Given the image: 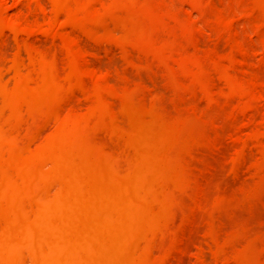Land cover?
<instances>
[{
	"label": "rangeland",
	"instance_id": "374dc122",
	"mask_svg": "<svg viewBox=\"0 0 264 264\" xmlns=\"http://www.w3.org/2000/svg\"><path fill=\"white\" fill-rule=\"evenodd\" d=\"M28 1L30 0H27L26 1L27 4H26L25 0H2V1L0 0V7H1L0 14L2 16L1 18L7 21L4 23L3 19L0 18V23H1V20L3 23V26H1L2 24H0V26L2 27L1 28L2 33L0 32V36H1L0 37V46H1L0 54L1 53L2 54L0 57H2V59H5V60H2L0 58V60L3 61V66L5 63L9 64L3 67V69H6V72L5 70H0V81H1L0 85L2 87V88L0 87V90H1L0 100L3 101L1 102L3 105L1 104L2 106H0V110L2 107V111L0 112V114L4 113L2 117L0 116V119H2V121H0L1 122L0 123L1 124L0 136L2 137L5 136L4 141H8L6 135L7 136L11 135V132L16 130L15 128L18 125H19L18 127H20L18 131L16 130L18 133L16 131L12 133L15 136L12 140L13 144L12 142H9L11 141L9 137H8L9 143L7 144L4 141H3L4 143L2 142V139H4V137L0 139V154L1 155L4 154L6 150L5 156L7 155V157L3 155L5 160L0 159L1 160L0 162L1 172H3V169L5 170V168H7L5 170L7 173L3 172L4 174L0 175V178H1L0 195L2 194L0 198L2 197V199L4 200V202L1 203L2 201L0 199V203L2 204L0 205V212H1L0 213V224H1L0 225V235L2 234L0 236V239L2 240V242L0 243L1 245L0 247H2V249L0 248V251L5 250L8 253V256H7V253H5L4 251H2L4 254L0 253V257L2 256L0 259L4 258L5 256V259H3L2 261L0 260V264H13V263L16 264L17 258L19 259L23 255V253L20 252L22 251V249H20L21 246L19 247L18 246L19 243H17L16 241L17 238L14 240V238L11 237L12 235H10L13 232L11 230L12 229L11 224L13 225L18 224L17 227H21L20 228L21 230L23 227L28 225V222H31L32 224L34 223L32 227H34L35 229L33 228L32 230H37V231H34L36 234V239L38 237L40 238V239L39 238L37 239V243L39 241V243L41 242V244L38 243V244L30 245V249L28 250V253H26L25 258L22 256L24 259V264H29V263L35 264L34 262H36L37 264H45V263L46 264H71V263L77 264L78 262L79 264L81 263L82 264H136L135 262H137V264H146V263L156 264L158 262L161 264H166V263L171 264L174 258L175 260L173 264H175L176 261H177L176 262L177 264L179 261L181 263V260H183L184 257L187 258L188 257L187 254H190V256L187 258L189 261V262L187 261V264L188 263L189 264H209V263L211 264V262L214 261L217 257H219L217 258L218 260L216 259L214 263L212 264H226V263L230 264V262L226 260L232 261L231 264H234V263L235 264L237 263L239 264H264V0H114V1L101 0V2L99 0H93L95 1V3L91 0L94 4V8H92L93 4L90 0H87V2L86 0H80V1L79 0H68V2L71 1L72 4L71 3L69 4L67 1H65V3L63 2L65 6L63 4L62 5L59 4L60 6L57 5L59 6V8L61 6H63L64 8H67L66 11L68 12L63 10V7L60 12L57 9H54L56 6L53 5L52 7V3L54 4L55 2L53 0H52L53 2L50 0L51 3L49 0H44L48 2L49 4L46 2L45 4H43L44 2L43 0L41 1L38 0L39 3L37 0L36 1L31 0L33 2L31 3V5H29L31 1L30 2ZM88 1H90L91 4ZM97 1L98 3H96ZM82 2H85L86 6L88 4L90 5L88 6L90 8L84 6L85 12L81 11L82 8L80 6L83 7ZM41 3L43 4V8H42L43 10L41 9V6H42ZM73 4H77V5L79 4L78 5L79 8L76 7L77 5H73ZM3 5L6 8V10L4 8L3 13H2ZM67 5L68 7L72 5L75 8L74 7L72 8L71 6V9H70V7L69 8L66 7ZM24 6L25 8L26 6L29 7V9L26 10ZM48 7L49 8L51 7V10L48 9ZM34 8H35V11L34 10L31 11ZM73 9L76 10L74 12H78L77 14L79 16L77 14L75 15L74 12L70 16V13L71 11H73ZM93 9L94 10L96 9L97 12L93 11ZM55 10L58 11L57 14L55 13L57 12ZM29 11L32 13L29 14ZM41 11L44 16L42 15ZM63 11L66 14L68 13L69 17L68 15L64 14ZM91 11L93 12V14L90 13ZM44 12H47V13H44ZM51 12L53 14L55 13L54 16L56 17V19L54 23H53L54 18H52L53 14ZM83 12L84 13L87 12V13L84 14ZM61 13H63L64 16ZM28 14L30 16H28ZM31 14L33 15L32 17H31ZM36 14H39V15H36ZM46 14L52 15V16H48L49 20L47 19ZM83 14L84 16L82 17H85L86 19H82L80 17ZM87 14L89 15L86 16ZM34 15L38 17L37 21L40 20L38 21L39 23H41L40 25L38 24L39 26H41L42 23L44 24L43 19L45 18L43 17H46L45 20L46 21L48 20V22L44 20L45 24H49V25L46 26L44 24V26L43 25L42 26H43V29L47 32H45L42 28H38V25L35 24L37 21L34 20L36 18H33ZM74 15L75 17H73ZM40 16L41 18H39ZM94 16H96V18L99 19V22L103 21L104 23V20H105L106 24L105 23L103 24L100 22L99 23L100 25H98V22H96L97 20L94 18ZM11 17L13 18V21L12 19L9 20V18ZM23 17H25L24 19L26 20H24ZM50 17H51V20H50ZM63 17H64V20L62 19ZM71 17H73L74 19ZM77 18H79L80 20H78ZM28 20L29 22L27 23L26 21ZM90 20L93 22L94 27L92 26V23H90L91 22ZM16 21H19V23H17ZM23 21L25 23H22ZM59 21H62V23L59 24ZM69 21L73 24L71 25ZM108 21H111V22H108ZM8 22H10L11 24H8ZM13 22H15L16 25ZM50 22L53 24H51ZM63 22L65 24L67 23L68 25L67 26L63 25ZM113 22L115 23L114 26L118 28V29H115L114 27L113 28L115 29L114 31H112L110 28V25L113 27V24H110ZM12 23L14 24V26ZM82 23L84 25L85 23L86 24L89 23L88 26H90L92 29L90 28L88 29L87 25L84 26ZM7 24L11 26L9 27ZM21 24L24 27H19V26H22ZM4 25L5 27L8 26L9 28L6 27L3 29ZM30 25H32V27L37 26V28L29 27ZM50 25H52V27ZM73 25L75 29L73 28ZM76 25H78V27ZM104 25L108 27V30L105 28ZM26 26H28V28H26ZM97 26H100V27H97ZM76 28H83V29L77 30ZM25 29H27V31H30V33H28ZM31 29H33V31ZM91 30H94V31H91ZM53 31H55V34L53 33ZM14 33H16L17 35H15ZM74 33H76V35ZM50 34H52L53 36ZM73 34L75 35L73 36L75 39L72 38ZM49 35L51 37H49ZM90 48H91L90 52H87ZM84 50L86 52H84ZM15 53L17 54L20 63L21 61L23 62V60L26 57L28 61L30 59L36 60L37 58H40L41 60L40 62L43 64H39L37 60L35 62L34 60H32L35 64L36 62L39 64L38 65L39 67L36 64L37 67L35 66L36 67L35 69H37V71L40 72L39 74L43 73V75L47 76L48 78H46L43 75L41 76L43 79L39 76H36V74L38 75V73L35 72L36 70L32 71L31 69L29 73L28 71L29 67H33L34 69V64L31 61L30 62L33 65L31 63L28 64L26 59L24 61L26 63L23 62L22 64H20L19 61L17 60L18 58H16ZM25 53H29V55L27 54L26 56ZM33 53L37 56V58L35 55H33ZM43 53H47V54L49 53L48 55L52 53H55V54H54V57L50 55V57H52L50 58L48 55L44 56ZM78 53H80L81 56L82 55L84 56V57L83 56L80 57V59L87 58L88 61L85 59L84 61H86L85 63H88L89 66H87V64H85L82 59L80 60L78 58L80 55ZM82 53H86V54L84 55ZM87 53L92 54V57L90 55L86 56ZM55 55H58L59 57L56 56L57 57L56 58ZM93 55L94 56L96 55L98 58L93 57ZM130 55H132V58ZM21 57L23 60L20 59ZM44 57H46V59ZM12 58H16V59H12ZM54 58L55 60H58V61L60 60L61 62L63 60L64 61L62 63L60 61L55 62ZM65 58L67 59L65 60ZM92 58L96 61L97 64ZM42 59L46 63H44ZM107 59L110 61L105 62ZM51 60H54V61L52 62ZM74 61H76V63ZM97 61L98 62L100 61L99 62L100 64ZM101 62H102V65H101ZM10 63H12L13 66ZM105 63L108 65L106 66ZM1 64L0 66H2ZM61 64L63 66L67 64L68 66L66 65L67 66L66 68H69V66L73 68L75 67L74 69L72 68L73 71H71V69L68 71V74L69 73L72 74L71 76L66 75L67 70L65 67L63 68ZM40 65H43L48 68L41 67ZM81 65L87 66L89 68L92 67L91 68L92 70L91 69L87 70V67L85 68L84 66H81ZM97 65L99 67V71L100 69L102 70L100 73L99 72L97 73L98 71ZM20 66H25V67H20ZM59 66H61L60 68L62 71L59 69ZM112 66L116 70V72L115 70H111ZM12 67H14L15 69ZM54 67H57V68H54ZM101 67L103 68L105 67V69L107 70L109 68V72L106 71L107 74L104 75L105 69L103 70ZM19 68H22V69H19ZM13 69L15 70V72L18 71L16 73L21 72L23 75L21 73L20 75L16 74L15 72H13ZM54 69L55 70L57 69V71L55 72ZM140 69L142 71L139 72ZM7 70H10V72L8 73ZM20 70H23L24 72L26 71L25 75L27 76V79H30V83H28L23 71H20ZM42 70H45V71L43 72ZM81 70H83V72ZM126 70H128L129 76H130V73L131 75L134 73L133 74L134 76L132 75L131 77L128 78L127 77L128 73L126 74ZM136 70L138 73L136 72ZM50 71H52L53 73H58L57 75L60 74V76H61V72H63L62 78L61 77L59 78H61V80L63 81L66 79L69 82L70 86L69 84H67L68 83L67 81H64L66 84L63 83L56 76V74L54 75L52 73L53 75H51ZM85 71H87V75L85 74L86 73ZM119 71L120 72L122 71V73L126 74L125 76L124 74H122L123 77L125 78L124 81L122 82H121V79L123 80V78ZM1 72L5 73V76ZM75 72L78 76V79H80L81 77V80H78L77 78L74 79V76L77 77ZM48 73L49 75H47ZM150 73L152 74V76L149 75ZM1 74L3 76H1ZM28 74H32L30 78ZM33 74L35 75V78H34L35 80L32 82L33 80L32 76H34ZM64 74L67 77H69V80L67 77L65 78ZM88 74L89 75L91 74L92 76H88ZM101 74L102 76L106 77V83L104 81L105 79L101 80ZM108 74L109 76H107ZM137 74L139 77H136ZM17 75L19 76V78ZM119 75L121 79L120 77H118ZM52 76H55L60 81L57 82L56 81L57 79L55 77H54L55 80H53ZM22 77H25V78H22ZM36 77H37V81H36ZM107 77H109L110 79L108 78L109 80H107ZM111 78H113L112 81H111ZM139 78L141 79L139 80ZM73 79L76 80L75 83ZM136 79L138 80L139 84L140 83L142 84V86L140 85L139 87L138 86L139 84L137 85L136 82L135 83L131 82V81L134 82V80ZM35 81L40 86L37 83L34 84ZM77 81L80 83L82 81L83 82L79 86L80 83L78 84ZM129 81L131 82V84H129ZM140 81L145 83L144 85H147L148 83L146 82L148 81L150 82V84L154 83V85L156 86L155 87L152 84L154 89L155 90L157 89L158 90V91L156 90L157 92L160 91L159 93H161V96L162 95L163 96L160 97V94H158L150 84L148 85L150 87L143 86V83ZM54 82H57V83L53 84ZM60 82H62L61 84L68 85V87L66 86L65 88L64 85L60 84ZM49 83L52 86V87L50 86V88L48 87ZM71 83L72 84L74 83L76 88ZM3 84H6L5 88H3L4 86ZM7 84H8V87H7ZM30 84L32 86H29ZM76 84L78 85V87ZM23 85H25V87ZM131 85L134 86L133 90H132ZM136 85L139 87V89H142L143 91L145 90L144 92L141 90L143 92L141 96L140 94H138V93H141V91H138V89L136 88ZM21 86L23 88H21ZM18 87H20V89ZM26 87L27 88L30 87L29 89L33 90L32 93L33 94L35 93L39 100H40V97L38 96V93L39 91H42L41 95H44V97L42 96L41 97L45 98L43 99V101L46 104L52 103L51 101L54 102L56 101V99L60 101V99L58 98L60 97L62 98L63 95H65L64 98L62 99L66 103H67L66 100H68L69 102L68 107L66 103L65 105H62L64 101L62 102L60 101V103L56 101L54 103H56L57 105H61V106L59 107L53 103L52 105L56 106L57 111L59 107V110H60V112L58 111L59 113H57V111L54 110V107H52L51 104H50L51 108L49 107L50 106L49 105L46 107V109L44 108L40 109L41 111L38 109L40 111L39 113L41 114L43 113L42 116L38 115V117L40 116L39 117L40 119H42L43 117V120H40L39 118L38 119L40 121H44V117H45V121L42 124L38 121L39 125L41 126H37L38 125L36 124L37 121H34V120H37L36 118L37 115H35L37 114L36 106L34 105V108H32L33 100L28 95L29 92L27 93ZM34 87H37V88L39 87L40 89H37L38 91H36L35 90L36 88ZM73 87L75 88V90L73 89ZM143 87L145 89H143ZM149 88L151 90H148ZM160 88H163V90ZM71 89L73 90L74 94L71 92ZM68 90L70 91L71 94L69 93ZM153 91L155 92L156 95H154ZM5 92L9 98L6 97V94H4ZM32 93L30 95H32V98L38 102V100L34 98ZM3 95H5L8 101L2 97ZM69 95L71 99L70 98L68 99ZM72 95H76L75 96L76 98L73 97ZM138 95L141 97V99L138 97ZM66 97L67 99H65ZM77 97H78V100H77ZM54 98L56 99L54 100ZM18 99L20 100L25 99L26 101H28V103L31 102V105L27 106V103L25 102V100L18 101ZM5 100L8 103L4 104ZM16 100L19 103H17ZM141 100L143 102H140ZM9 101L12 104H10ZM35 101H33V104L36 103ZM71 101H74V102H71ZM13 102L15 104H18V107H20L21 105L24 106V104L26 103L24 107L21 106L22 109L27 106V108L30 107V109H32L33 112L35 110V113L32 112L33 117L30 115L28 118L31 120V123L33 122L34 124H36L37 129L34 128L35 127L33 126L34 124L33 125L31 124L32 127L29 124L30 125L29 127H31L30 129L33 131L29 133V129H28L29 127L27 124L30 122L29 119H28V122L26 121V119L23 120L24 123L27 122L26 123L27 128L23 129L25 125L24 123H22L23 121L21 122L22 120L21 117H23L24 115V117L26 118L27 116L26 112H28L29 114L31 113L30 112L31 110L28 111L26 109V112H25V109L23 111L21 108H17V106L13 104ZM22 102H25V103L22 104ZM40 103H41V100H40ZM74 103H76L77 106ZM7 104L10 107L9 109V107L7 106L9 109V112L7 108H4ZM117 104L119 105V107H117L118 106ZM157 104L159 105V108L157 107L158 106ZM42 105L43 107L45 106L44 104H41V106ZM41 106L39 104L38 108H41ZM62 107L63 109L65 108L66 110L64 109L63 111ZM47 108L52 110V111L49 110L51 113L48 111ZM5 109L7 111H5ZM68 109H69V112L67 111ZM70 109L72 110V112L73 111L74 112L71 113ZM43 110L47 111L46 115H44L45 112ZM53 110L55 111V113ZM75 111L78 113H76ZM5 112H7V117H4L6 116ZM75 113L77 115H74ZM21 114L23 115L21 116ZM69 114L72 115L73 117L72 116L70 117ZM64 115L66 116L64 117ZM18 116L21 118V120H19ZM5 118L6 119L8 118L10 120L13 118L16 120L12 119L11 122L13 123L10 124L11 122H7L9 120L6 121ZM62 118H64L65 123L68 120V118H70L72 127L69 126L70 122L68 123L69 125L66 123L67 124L66 126ZM3 119H4V122H3ZM57 119H58V122H60V124L56 123ZM18 120L20 121V123ZM60 120H62L63 123ZM16 121H18V123ZM21 124H23L24 126ZM62 126H66V128H70L71 131L70 130L68 131L66 129L67 133H65L64 131L62 133L60 131V128L63 129ZM8 128L12 129V130L10 129L11 132L7 131ZM21 129L25 131H22ZM20 130H21V133L23 134H20ZM38 130H39V133H37ZM2 131L5 132L6 135H1V133L4 134ZM14 133H16V135L19 134V136L16 138V135ZM26 133L27 135L30 134V137L28 135V140L26 139L27 137ZM37 134H39V137H40L39 139H37L38 138ZM63 134L64 135L70 134L68 135L70 139L67 138L66 136L64 138L65 141L68 139L66 142L67 144H64L65 141L61 139L63 138ZM21 135H25V136L22 137ZM41 136L42 137L45 136L42 139L45 138L44 142L46 144L43 142V140H41ZM48 136H50V138ZM12 137L10 136L11 139ZM31 138L32 140H30ZM24 139H26V141H24ZM47 139H48V142L46 141ZM21 140L23 141V143L26 142L24 143L25 148H21L23 146V143ZM61 140L63 141L61 142ZM30 141H33V143ZM14 142L16 144H14ZM28 143L29 145L27 147ZM10 144L12 145V147L10 146ZM19 144H20V148H16V145H18L19 147ZM33 144H35L36 147L39 144L40 146L38 147L40 150H38V147L37 149L34 146L32 147ZM1 145L5 147H1ZM102 145H104V147ZM41 146H43V148ZM98 146L100 147L98 148ZM30 147L32 148V150H35L36 152L33 153L32 150L29 149ZM10 149H12L14 152L13 151L10 152ZM16 150L17 152L19 151V153H17ZM113 150L114 152H116V155L112 152ZM118 150H120L119 153H118ZM126 150H128L129 152L128 155H130V157L128 158L126 156V153H127ZM93 151H95L96 154H93ZM105 151H107V153ZM26 152L28 153V155L26 154ZM12 153H14V155ZM117 154L119 155L121 154V156H118ZM1 155L0 157L3 158V156ZM15 155H19V156H15ZM104 155L107 157H105ZM20 156H23L24 158ZM79 156L81 159H79ZM86 156H88L89 158ZM18 157L20 159H18ZM83 158H86V160L91 159L88 161L92 163L87 164L89 162L83 160ZM77 159H79L78 160L79 162L77 161ZM106 159L109 163L106 162ZM127 159H129V161L131 160L130 166L133 165L135 161L137 162V163L135 162L134 164L135 168H132L133 166L131 167L132 169H134L135 173L134 171L130 172V170H128L127 167L129 166V162L126 161ZM3 160H4V166L2 165ZM25 160H27V163ZM31 160L34 162H31ZM84 161L87 163H85ZM123 161H126L124 162L125 165ZM11 163L12 165H10ZM107 164L109 165L108 167H110V165H114V166L112 168L111 167L106 168ZM23 165H25V167L24 169H21ZM31 165L33 166L31 167ZM101 165H103V167L106 165L104 167V169L106 170H104L103 168L101 169L102 167ZM118 165L119 166L121 165V167H119ZM126 168H127V171H126ZM8 169L10 170L8 171ZM123 169H125L124 172H123ZM137 169L138 170L140 169V170L138 171ZM23 172L26 174H24ZM28 172H29V175H28ZM129 172L131 174L133 173L134 176L135 174L137 176L139 172L140 176L139 178L135 176L134 181H133L132 180L133 178L131 177V174ZM8 175L9 177L7 178L6 176ZM114 175L117 176L116 178H118L119 181L117 179H114L113 182L111 181L113 177L115 178ZM4 179H6L5 183H7L8 181L9 184L8 183L4 184L5 187H2L4 183L3 182ZM23 179L24 181H22ZM27 179L29 180L28 181L29 189L31 190V192H34V196H32L34 197L33 198L34 201L32 200L33 203H27L29 199L30 191L26 192L24 191V188H22L24 186H20V184L25 185V181ZM139 179L141 180V182H144V184L139 182L140 184L143 185V187L138 192L136 187L141 188L142 185L137 184V183L135 184L134 182H136L137 180L139 181ZM154 179L158 180V183H160V181H162L163 184L167 183L165 186L166 188L163 187L164 191L166 189L165 191L166 193L163 192V190H161L162 188L160 185H162V182L161 184H158L159 189L161 188L160 190L162 193L159 192L160 190L157 188L158 186L156 187L153 185V183L155 182ZM37 180H39V183ZM167 180L169 181L175 180L176 183L177 182H180V183L178 186L176 184H173L172 181L170 184H168V182H165ZM74 181L76 182L78 181V182L75 183ZM147 181H149L150 183H145ZM37 183L40 185L38 186ZM44 183L46 184L44 185L45 188L42 186ZM132 183H134L135 187ZM155 183H157V181ZM181 183L183 184V186ZM113 184H116V185H113ZM128 184L132 186V190L129 189L131 187L128 186ZM149 184H150V188L145 187V189L147 190L146 191L144 189V186H148ZM207 184H208V187L206 186V188H204L205 186L203 185H207ZM220 184L222 185V187L219 186ZM170 185L178 189H175L173 187L170 188ZM180 185H181V188L179 189ZM212 185L214 186L215 190H213ZM152 186H154V188L156 189V192L153 190L154 188H152ZM184 186L187 188H185ZM192 186H194L192 190H194L195 186L196 187L199 186L202 189L201 191L200 189L195 188V192H199V194L196 195L198 196V200H201L204 198V200L206 199L207 202H211L215 204L216 202V201L214 202L215 199H217L218 197L221 198L225 196L223 200L219 198L221 202L219 199L217 200L219 201V203L216 202V206H217L216 208H220V210L216 209V211H214L212 208L215 205L211 204L212 208H209L210 211L212 209V211L210 212L211 214H209L208 209L207 211L205 209L204 210L202 209V211H206V212H203V213L200 212L201 208H204V207L208 208V206H205L206 204H202V201H200V204H198L199 201L195 198L194 195L192 196V194L195 193L194 191H191ZM217 186L218 188H215ZM224 186L226 187V189H224ZM7 187L9 191L7 190ZM127 187H128V191H127ZM207 188L208 189L212 188L211 189L212 192L208 190ZM2 189L4 190L6 189V191L8 192V195L6 194L3 195V193H6V191L3 192ZM133 189L135 191H133ZM149 189L150 190L152 189L153 191L151 190L152 191L151 192L149 191ZM169 189L171 191L176 190L175 191L176 193L174 191H173L174 193L172 192L173 194L176 195V196L174 195L175 202L173 201L174 199L173 194L169 192L170 191ZM230 189L232 193H230L231 192ZM42 190H44L46 193L44 191L42 192ZM144 190L146 191V193H148V191L151 193L150 194L145 193L144 194L145 197H144L143 194L141 193ZM189 190L191 192L188 193L187 191ZM225 190L229 191L228 193L231 194V195L229 194L231 198L230 200ZM23 191L24 193L26 192V195H24ZM39 191L41 192V194ZM181 191L182 192L185 191L186 193L183 192L184 194H182ZM218 191L221 192V194L218 193ZM135 192L137 194L140 193L139 194L140 197L143 196L146 200L144 201L138 198L139 195H137ZM157 192L159 193V198L157 197ZM202 192L203 193L205 192V193L203 194ZM215 192L218 195L215 194ZM18 193H19V196H18ZM167 193L169 195H172V198L170 196H166ZM20 194L24 196L21 197ZM160 194L161 195L163 194L164 200L160 199ZM179 194L181 195L179 196L181 199L183 197L186 198V196L188 198L186 199L184 198L183 201H181L182 203H180L179 200L181 199L179 200L176 199V198H179L178 197ZM188 194L189 195L191 194L190 199H189ZM15 195L18 197H15ZM133 195H135L138 198L139 200L138 202H137V198ZM149 195H152V196L149 197ZM210 195H211V198L208 197ZM214 195L215 197L216 196L217 197L213 198ZM6 196L8 199L7 201L9 202V206L7 205L8 210L6 208V203H5L7 202L5 201ZM121 196L125 198L124 199L121 198L122 200L119 199V197ZM128 196L129 198L130 197L134 198L136 200V203L134 199L133 201L135 204L133 203V201L131 202L130 200L132 199L131 198L128 199ZM168 197H170L172 201L170 199V201L165 202L169 199ZM212 198L214 200H212ZM14 199H16V201H14ZM39 199L41 201H39ZM48 199H49V202L51 201L50 203L48 202ZM68 199H70V201ZM60 200L61 202L65 200L67 203L70 202L68 203V206L70 205L69 209L66 206V202H65L64 204L66 207V208L64 207L65 211L64 210L61 211L60 209L62 207L60 208V206L62 204ZM87 200H89L88 201L90 202L89 204L88 202H86ZM125 200L126 201L129 200V204H131L129 208H128L129 204H122L124 203ZM159 200L162 201V204L160 203ZM188 200H189L190 205L188 204ZM191 200L193 201V203ZM195 200H197L198 202L197 203L198 210L200 209V211H198L197 209L195 210L194 206L197 207ZM17 201H18V206L16 205ZM142 201L145 202V205L148 204V206L146 205L145 207ZM157 201H159L158 204H157ZM20 202L21 203L25 202V203L21 204ZM155 202H156V206L162 207V213L160 212L161 211L160 208L158 209V211L160 212V213L158 212L159 215L155 213L157 212V210L155 211L153 209L156 207L155 205H153L155 204ZM163 202H165L166 204H164ZM19 203L21 204V206ZM93 203H95L94 208L92 206ZM176 203H177V206L179 205L177 209H176L177 206H175ZM10 204L12 206L14 205L13 208L16 207V209L13 210V208L11 207L12 210H10V206H11ZM45 204L48 207H46ZM159 204L161 206H159ZM186 204L188 205L186 206ZM90 205L91 207H89ZM164 205L169 206V208L165 207V209L168 211H166L163 208ZM172 205L173 207H171ZM181 205L183 207H181ZM207 205H209L210 207V203H207ZM87 206H88V209H87ZM136 206H138L139 209ZM189 206H192V208H189ZM74 208H76L77 211ZM127 208H128L127 210L128 212L126 211ZM140 208L144 209V211L141 210ZM150 208L154 210V216L152 212L147 211ZM25 209L28 211H26ZM34 209L38 214L47 213L48 216L49 215L51 216V217L49 216L48 218V220L50 219L49 221L52 223L51 224L49 222V225L51 226L53 225L51 227L52 228L51 236L49 234L50 233L49 230L45 229V228H49V226L46 225L48 222L43 221L41 216L39 220L38 215L37 213H35ZM91 209L92 211L89 212L88 210H91ZM117 209L120 212L117 211ZM174 209L177 211H175ZM189 209H192L193 213ZM23 210L24 212L25 211L26 212L24 213ZM69 210L70 211L75 210V211L72 213L71 212L68 213ZM140 210L143 212H140ZM184 210L186 211L188 210L187 213ZM47 211H49V213ZM174 211L176 213L178 212L179 214L178 213L177 214L179 216L176 215L175 213H172ZM197 211L200 214H197ZM213 211L214 213H217L218 216L220 213V216L219 217L217 216L219 219L216 217L215 214H213ZM96 212L98 213L99 216L102 215L98 217V219L96 218L97 216L94 217V215H96ZM113 212H115L114 215L111 214ZM164 212H167L166 215L169 214L170 216L169 215L168 216L171 218L169 217H166V219L161 218V216L164 217L163 215H161V214H165ZM8 213H10L9 215L11 216L9 220L7 219ZM22 213L25 215H22ZM74 213H76L78 216L74 215ZM147 213L149 214L146 215ZM195 213L198 215V218L200 219V221L205 220L204 216L207 215V213L209 214L207 215L209 218L212 214H213L212 215L213 218L215 216L214 218V220H216L215 222H218V221L220 222L221 219L223 220H221L222 223H220L219 226H216V223L215 225H213L214 223V221L212 220L213 218L212 219L210 218L213 221L211 223L210 222L211 220L208 221L209 218L207 217L206 220L209 222V224L206 220H205L206 221L205 223L201 224L200 221L193 219L194 217H196ZM13 214L15 215L17 214V216L15 217ZM69 214H71L72 217L74 218L69 217L70 216ZM79 214L80 216H83V217H80ZM190 214L193 216L192 218L191 217L189 218ZM222 214H223V217L221 216ZM20 215L24 216V218ZM108 215L110 216L112 215V218ZM202 215L204 216L202 217ZM2 216H4V219L2 218ZM5 216L7 220L5 219ZM36 216L37 218H35ZM199 216L202 218V220ZM228 216H230V218H228ZM232 216L234 217V219H232ZM61 217L62 219L65 217L66 218L65 221H62V219H60ZM156 217H158L159 219L158 218L156 219ZM33 218L38 219V221L37 220L32 221ZM70 218H72V220ZM75 218H77L78 220H75ZM86 218L88 220H86ZM90 218L92 219L94 218L93 221L90 220ZM146 218H148V220ZM176 218L179 220H176ZM55 219H58V220H55ZM186 219L189 221H184ZM190 219L194 220V222L191 221ZM237 219L239 220V222L237 221ZM11 220H13L14 223ZM84 220H86L87 222H85ZM134 220H136V222ZM168 220L169 221L173 220V222L171 221L170 222L177 225V227L180 226V228L176 229L175 227H173L174 225L170 224ZM233 220L235 222L237 221L238 224L233 223L232 222ZM5 221H7V223L10 224V227ZM127 221H129V223ZM228 221L229 222L231 221V222L229 223ZM88 222L89 224H87ZM112 222H115L116 225L113 224ZM198 222L200 223L201 227L199 226ZM84 223H86L85 226H84ZM163 223L165 224L167 223L166 226L167 225L170 226V227L167 226L166 228H171V229L174 228L176 230L175 233L177 234L175 235L174 229H173V235H172L171 233L172 230L171 229L168 230L164 228L165 225ZM193 223L195 225L193 226V228L197 226L195 230L197 229L201 230L202 228V232H199L198 230L197 232L199 233L198 235H201L204 237L203 238L200 236L202 238L203 243L199 241L201 239L198 235H194L196 232H194L192 236H190L192 233L190 234L188 233L189 234L188 235L186 232L184 234V232L187 230L188 227H189L188 232H191L193 230L191 228L192 226H189V225H192ZM210 223L213 226L214 232L216 231L215 228L217 227L218 231L216 233L213 232V234L214 235L216 234L217 237L212 235L211 234L212 232L207 234L206 225H210ZM227 223L231 225L225 226V225H229ZM5 224H7L8 227ZM77 224L80 227H78ZM184 224L185 225L187 224V225L185 226ZM94 225H96V227ZM105 225H106V228L104 227ZM108 225L109 226L111 225L113 227L115 225V227L114 228L108 227ZM148 225H149V228H151V230L147 227ZM161 225H164V226L161 227ZM72 226H75V227H72ZM144 226L145 228H143ZM212 226L210 230H212ZM116 227L117 229H115ZM218 227L219 228L225 227V229H223L224 231H221V232H224L223 235L221 234V232H219L221 228L218 229ZM63 228H65V230ZM108 228H110V230ZM130 228L132 229L129 230ZM111 229H113L114 231H112ZM143 229H146V231ZM235 229L239 230V232ZM90 230L92 234L87 233V232H90ZM182 230L183 232H181ZM203 230H205L206 233ZM225 230L226 231L230 230V231H228L225 234L226 232ZM76 231H78V233ZM95 231H99L95 233L96 236L93 234V232ZM231 231H233V233L235 232L234 234L235 237ZM113 232H116V233H114L113 235ZM168 232L170 233V235L168 234ZM181 233H183L184 235H182ZM229 233H231V235ZM166 234L169 235V237L172 239L171 243H170V238L166 237ZM186 234L190 238L189 240L192 241V243L190 242L191 247H189L190 243H188L189 242L188 238L187 237L184 238ZM206 234L210 236L212 235L211 237H208V238H211L213 241L215 240L214 241L215 244H213V241H211V239L209 240L207 238L208 241H206V237H205ZM70 235L71 237H73V239L70 237ZM154 235L156 236V238ZM221 235L223 236V239L221 238L222 237ZM226 235H228V237ZM7 236L11 238H8ZM22 236L23 238H25L23 234ZM42 236H43V239H42ZM77 236H79L78 240H77ZM87 236L89 237L87 238ZM92 236H94V238ZM99 236H100V239H98ZM101 236H103L104 239ZM106 236L108 237V239ZM136 236H137V239H136ZM176 236H177V239H180L179 241L175 238ZM5 237L7 239H5L4 241L3 239ZM64 237L66 239H64ZM194 237H196V239ZM215 237L217 238V240L220 238L221 240H218L217 242ZM231 237L232 238L234 237L233 240H231ZM49 238H50V241H48ZM191 238L193 240L195 239L196 241H197V238L199 239L198 240L199 243L197 242L194 244L196 245V247L200 246V248L198 247L196 250H195V247L192 248V246H195V245H192L195 240L193 241ZM226 238L227 239L230 238L229 241ZM183 239H186V240H183ZM70 240H73V241H70ZM93 240L95 241L93 242L94 243L93 245L95 247H93L92 245ZM224 240H227L229 243H231L232 241L234 245H232V243L228 244V242ZM85 241H88V242L84 243ZM160 241L163 242V244L165 242V244L163 245ZM186 241H188L187 242L188 246L187 244L185 245ZM209 241H211L212 245L209 243ZM219 241L224 246L221 245ZM14 242H16V245ZM77 242H78V245H77ZM96 242L97 244H95ZM140 242H142V244ZM56 243H58L57 244L58 246L56 245ZM89 243L91 247L89 245L87 246V244ZM109 243H111L112 245H110ZM155 243H158V244H155ZM217 243L218 245H216ZM8 244L12 246L11 247L7 246ZM159 244H161L160 245L161 248H159ZM226 244L227 246H225ZM64 245L68 247H65ZM135 245H137V247H134ZM166 245L168 246V248L165 247ZM203 245H204V248H202ZM205 245L207 246L206 248H205ZM230 245H232V247ZM38 246H40L41 248L39 249ZM62 246L65 247L64 250H67L65 251L66 253L64 252ZM83 246L85 247V249H87V251L82 249ZM209 246H210V249L207 250ZM212 246L214 247V249L216 248L217 251H212L213 250L211 248ZM100 247H103V248H100ZM174 247L176 249H174ZM181 247L182 248L188 247L189 251H187L188 248L186 250H181L180 249ZM222 247L225 251H223ZM8 248L10 249V251L12 250L11 253L8 250ZM80 248L82 252H78ZM133 248H136V249H133ZM162 248L163 249L166 248V249L163 250ZM225 248L228 251H232V250L234 251V252L232 251L233 253H231L232 257L229 256L230 252L227 251L228 252L227 254L224 253L226 252ZM236 248H239V250H237ZM33 249H35L36 252ZM190 249H191V252H190ZM199 249H201L202 251L201 254L199 253L200 251H198ZM14 250L17 251V253ZM39 250H41V252ZM161 250H163V252ZM177 250L178 252H181L182 254L181 253L176 254ZM56 251L60 252L58 253L60 254L59 256L57 253H55ZM69 251H71L73 254L68 253ZM85 251L87 252V254L85 253ZM192 251L193 252L197 251V253H199L200 255H198L197 253L194 254L195 252L193 253ZM209 251L214 253V255H211ZM238 251H240V253ZM50 252L53 254H50ZM91 252L94 254H92ZM161 252L163 254H161ZM36 253L40 257L38 255H34ZM234 253L237 256L236 255L234 256ZM89 254H90V257H89ZM143 254H145V256ZM165 254H168V255H165ZM224 254H226L225 257H223ZM124 255L125 257H123ZM164 255L166 257L170 255L172 258V261H171V258L169 257L167 260L164 259L163 258ZM174 255H177V257L176 256L174 257ZM195 255L197 256L196 258L194 257ZM29 256L33 257L36 261H33V258L31 259V257ZM36 256L39 258V260L36 259ZM53 256L55 258H53ZM65 256L69 260H67ZM226 256H229V257H226ZM193 257L196 259V261H194L195 259ZM27 258L29 260H27ZM94 258H96L97 261ZM8 259L13 260V263L11 260H10L11 261L10 263ZM59 259H61V261ZM74 259H79V260H76L75 262ZM125 259L129 260L128 261L129 263ZM133 259H136V260H133ZM139 259L142 261V263H140ZM157 259H160V261H158ZM197 259L200 261H197ZM50 260L54 262H51ZM221 260H224V263H222L223 261ZM27 261H30V262L27 263ZM99 261L100 263H98ZM153 261L154 263H151ZM183 263L184 264L186 263V259H184V261H182L181 264Z\"/></svg>",
	"mask_w": 264,
	"mask_h": 264
},
{
	"label": "bare ground",
	"instance_id": "6f19581e",
	"mask_svg": "<svg viewBox=\"0 0 264 264\" xmlns=\"http://www.w3.org/2000/svg\"><path fill=\"white\" fill-rule=\"evenodd\" d=\"M1 1H2V0H1ZM26 1H27V0H25V3H26ZM30 1H31V0H30ZM30 1H28V2H30ZM33 1H36V0H33ZM37 1H38V0H37ZM39 1H41V0H39ZM39 1H38V3H39ZM43 1H44V0H43ZM49 1H50V0H49ZM51 1H52V0H51ZM51 1H50V3H51ZM53 1H55V2H54V4L52 3V7H53V5L56 6L54 9H57L59 12L61 11V9H62V7H63V6H61V7L59 8V6L62 5V4L64 5L65 1L68 2V0H63V1L60 0V1H62V2H60V1H58V0H53ZM53 1H52V2H53ZM79 1H80V0H79ZM90 1H91V0H90ZM90 1H88V2L91 4V2H92L93 0H92L91 2H90ZM99 1L101 2V0H99ZM112 1H114V0H112ZM45 2H46V1H44L43 4H45ZM63 2H64V3H63ZM86 2H87V0H86ZM93 2L95 3V1H93ZM93 2H92V4H93ZM107 2H108V1H107ZM110 2H111V1H110ZM25 3H24V4H25ZM31 3H33V2L31 1V2L29 3V5H31ZM46 3H48V2H46ZM56 3H58V4H56ZM68 3L70 4L71 1L68 2ZM82 3H83V4H82L83 7L80 6V7L82 8L81 11H84V6H85V7L90 6L89 4L86 6V5H85V2H82ZM96 3H98V1H97ZM1 4H2V3H1ZM26 4H27V3H26ZM36 4H37V3H36ZM41 4H42V3H41ZM43 4H42V6L39 4V5L41 6V9L43 8ZM48 4H49V3H48ZM59 4H60V5H59ZM71 4H72V3H71ZM79 4H80V3H79ZM79 4H78V5H79ZM109 4H110V3H109ZM57 5H59V6H57ZM73 5H77V4H73ZM78 5L76 6L77 8H79ZM96 5H97V4H96ZM33 6H34V5H33ZM33 6H32V7H33ZM48 6H49V5H48ZM50 6H51V4H50ZM64 6H65V5H64ZM71 6H72V5H71ZM71 6H69L70 9H71ZM34 7H35V6H34ZM66 7H68V5H67ZM69 7H68V8H69ZM73 7H74V6H72V8H73ZM0 8H1V7H0ZM4 8H5V7H4V5H3L2 13H3V9H4ZM24 8H25V6H24ZM74 8H75V7H74ZM81 8H80V9H81ZM88 8H90V7H88ZM88 8H87V9H88ZM92 8H94V4H93ZM25 9L28 10L29 7L26 6ZM36 9H37V7H36ZM41 9H40V10H41ZM48 9L51 10V7H50V8L48 7ZM70 9H69V10H70ZM87 9H86V10H87ZM5 10H6V8H5ZM30 10H31V9H30ZM33 10L35 11V8L32 9L31 11H33ZM42 10H43V9H42ZM57 10H55V11H57ZM63 10L66 11L67 8H64V7H63ZM20 11H21V10H20ZM36 11H37V10H36ZM58 11L55 12V13L57 14ZM74 11H76V10L73 9V11H71L70 16H71V14H72ZM78 11H80V10H78ZM93 11L97 12L96 9H95V10L93 9ZM0 12H1V11H0ZM17 12H18V11H17ZM21 12H22V11H21ZM26 12H27V11H26ZM38 12H39V11H38ZM48 12H49V11H48ZM63 12H64V11H63ZM66 12H68V11H66ZM84 12H85V11H84ZM84 12H83V13H84ZM4 13H5V12H4ZM18 13H19V12H18ZM27 13H28V12H27ZM30 13H32V12L29 11V14H30ZM33 13H34V12H33ZM36 13H37V12H36ZM41 13H42V11H41ZM44 13H47V12H44ZM51 13H52V12H51ZM55 13H54V14H55ZM74 13H75V15H76L78 12H74ZM86 13H87V12H86ZM86 13H84V14H86ZM90 13L93 14L92 11H91ZM5 14H6V13H5ZM5 14H4V16H5ZM16 14H17V13H16ZM29 14H28V16H30ZM48 14H49V13H48ZM48 14H46V15H47V19H48V16H52V15H48ZM52 14H53V13H52ZM54 14H53V16H54ZM61 14L64 16V14H66V13L64 12V14H63V13H61ZM61 14H60V15H61ZM84 14L80 16L82 19H86L85 17H82V16H84ZM94 14H95V13H94ZM8 15H9V14H8ZM17 15H18V14H17ZM25 15H26V13H25ZM36 15H39V14H36ZM42 15H43V13H42ZM58 15H59V14H58ZM66 15H68V13H67ZM75 15H74L73 17H75ZM77 15H78V14H77ZM88 15H89V14H87L86 16H88ZM95 15H96V14H95ZM14 16H15V14H14ZM32 16H33V15L31 14V17H32ZM43 16H44V15H43ZM53 16H52V18H54V19H53V23H54L56 17H55V16L53 17ZM56 16H57V15H56ZM78 16H79V15H78ZM1 17H2V16H1V14H0V18H1ZM8 17H9V16H8ZM68 17H69V15H68ZM73 17H71V18H73ZM91 17H92V15H91ZM6 18H7V17H6ZM24 18H25V17H23V19H24ZM27 18H28V17H27ZM33 18H36V19H34V20L37 21V18H38V17L34 15ZM39 18H41V16H40ZM43 18L46 19V17H43ZM43 18H42V19H43ZM59 18H60V17H59ZM66 18H67V17H66ZM94 18L97 20L96 22H98V25H100V24H99L100 22L103 23V21H100V22H99V19L96 18V16H94ZM1 19H3V18H1ZM11 19H12V21H13V18H12V17L9 18V20H11ZM14 19H15V18H14ZM19 19H20V18H19ZM45 19H43L44 24H45V21H46ZM62 19L64 20V17H63ZM73 19H74V18H73ZM75 19H76V18H75ZM77 19L80 20L79 18H77ZM87 19H88V18H87ZM24 20H26V19H24ZM44 20H45V21H44ZM48 20H49V19H48ZM48 20H47L46 22H48ZM50 20H51V17H50ZM3 21H4V23L7 22L5 19H3ZM32 21H33V20H32ZM38 21H40V20H38ZM38 21L35 23L36 25H38V24L40 25V24H41V23H39ZM65 21H66V19H65ZM67 21H68V20H67ZM81 21H82V20H81ZM90 21H91V20H90ZM90 21H89V22H90ZM93 21H94V20H93ZM16 22L19 23V21H16ZM26 22L28 23L29 20L26 21ZM33 22H34V21H33ZM69 22H70V21H69ZM82 22H83V21H82ZM85 22H86V20H85ZM94 22H95V21H94ZM108 22H111V21H108ZM13 23L15 24V22H13ZM13 23H12V24H13ZM22 23H25V22L23 21ZM27 23H26V24H27ZM30 23H31V21H30ZM30 23H29V24H30ZM50 23H51V22H50ZM53 23H51V24H53ZM61 23H62V21H59V24H61ZM90 23H92V26L94 27L93 22L91 21ZM104 23H105V20H104ZM104 23H103V24H104ZM0 24H2L1 26H3L2 20H1V23H0ZM8 24H11V23L8 22ZM8 24H7V25H8ZM14 24H13V26H14ZM44 24L42 23L43 26H44ZM57 24H58V22H57ZM70 24L72 25L73 23L70 22ZM77 24H78V23H77ZM79 24H81V23H79ZM82 24H83V23H82ZM105 24H106V23H105ZM110 24H113V27L110 25V28H111L112 31H114L115 29H118L117 27L114 26V24H115L114 22H113V23H110ZM15 25H16V24H15ZM21 25H22V24H21ZM27 25H28V24H27ZM39 25H38V28H42V29H43V26L41 25V26H42V27H41V26H39ZM45 25L47 26V25H49V24H45ZM54 25H55V24H54ZM63 25H66V26H67L68 24H67V23L65 24V23L63 22ZM83 25H84V24H83ZM85 25H87L88 29H89V28L92 29L90 26H88L89 23H88V24L85 23ZM85 25H84V26H85ZM90 25H91V24H90ZM1 26H0V32L2 33V29H1L2 27H1ZM8 26H9V25H8ZM8 26H6V27L9 28L11 25H10L9 27H8ZM50 26L52 27V25H50ZM50 26H48V27H50ZM66 26H64V27H66ZM69 26H70V25H69ZM76 26L78 27V25H76ZM95 26H96V25H95ZM104 26H105V28L108 30V27H106V25H104ZM6 27H5V25H4L3 29L6 28ZM17 27H18V26H17ZM19 27H24V26L22 25V26H19ZM29 27H32V25H30ZM33 27H34V28H35V27L37 28V26H33ZM33 27H32V28H33ZM58 27H59V26H58ZM61 27H63V26H61ZM97 27H100V26H97ZM114 27H115V29H113ZM26 28H28V26H26ZM44 28H46V27H44ZM59 28H60V27H59ZM73 28H74V25H73ZM84 28H86V27H84ZM103 28H104V27H103ZM105 28H104V29H105ZM50 29H51V28H50ZM74 29H75V28H74ZM76 29L79 30V29H83V28H76ZM97 29H98V28H97ZM101 29H102V28H101ZM106 29H105V30H106ZM25 30L27 31V29H25ZM31 30L33 31V29H31ZM43 30H44V29H43ZM53 30H55V29H53ZM95 30H96V29H95ZM13 31H15V30H13ZM44 31H45V30H44ZM81 31H82V30H81ZM91 31H94V30H91ZM3 32H4V31H3ZM27 32L30 33V31H27ZM45 32H47V31H45ZM48 32H49V31H48ZM57 32H58V31H57ZM23 33H24V32H23ZM50 33H51V32H50ZM53 33L55 34V31H53ZM58 33H59V32H58ZM72 33H73V32H72ZM14 34L17 35L16 33H14ZM14 34H13V35H14ZM42 34H43V33H42ZM44 34H45V33H44ZM69 34H70V33H69ZM74 34L76 35V33H74ZM74 34L72 35V38H74V37H73V36H75ZM77 34H78V33H77ZM50 35H52V34H50ZM50 35H49V37H51ZM52 36H53V35H52ZM78 36H79V35H78ZM0 37H1V36H0ZM46 37H47V36H46ZM52 38H53V37H52ZM74 39H75V38H74ZM0 47H1V46H0ZM0 49H1V48H0ZM90 50H91V48H90L87 52H90ZM92 51H93V49H92ZM84 52H86V51L84 50ZM16 53H17V52H16ZM16 53H15V54H16ZM94 53H95V52H94ZM1 54H2V53H1ZM1 54H0V56H1ZM25 54H26V56H27V54L29 55V53H25ZM48 54H49V53H48ZM48 54H47V53H43L44 56H47ZM54 54H55V53H52V54H50V55H52V56L54 57ZM57 54H58V53H57ZM78 54H80V53H78ZM82 54L85 55L86 53H82ZM33 55H35V54L33 53ZM43 55H42V57H43ZM50 55H48V56L50 57ZM88 55H90V56L92 57V54H88V53H87L86 56H88ZM19 56H20V55H19ZM21 56H22V54H21ZM26 56H25V57H26ZM30 56H31V55H30ZM35 56H36V55H35ZM40 56H41V55H40ZM56 56L59 57L58 55H55V57H56ZM82 56H83V55H82ZM82 56H81V54H80L78 58L80 59V57H82ZM130 56H131V58H132V55H130ZM28 57H29V56H28ZM57 57H56V58H57ZM83 57H84V56H83ZM93 57L98 58L96 55H95V56L93 55ZM99 57H100V56H99ZM134 57H135V56H134ZM134 57H133V58H134ZM0 58L2 59V57H0ZM16 58H18L17 54H16ZM16 58H12V59H16ZM29 58H30V57H29ZM33 58H35V57H33ZM36 58H37V56H36ZM44 58L46 59V57H44ZM50 58H52V57H50ZM78 58H77V59H78ZM20 59H22V57H21ZM25 59L27 60V63H28V64L31 63V62L34 64V69H33V67H29V69H28L29 73H30V70H31V69H32V71H33V70H36L35 72L38 73V75L36 74V76L41 77V76L43 75V73H42V74H39L40 72L37 71V69H35L39 64H43V63L40 62V61H41L40 58H37V59H36V60L38 61V63H39V64H38V63L36 62L37 66H36V64L34 63L36 60L32 59V60H34V62H33L31 59L28 61L27 57H26ZM25 59H24V60L22 59L23 62L25 61ZM63 59H64V58H63ZM66 59H67V58H65V60H66ZM81 59H82V58H81ZM81 59H80V60H81ZM84 59L87 60V58H83V59H82L83 62L85 63L86 61H84ZM92 59H93V58H92ZM134 59H135V58H134ZM2 60H5V59H2ZM2 60H0V61H1L0 64L2 63V64H1L2 66H0V67H1L0 70H5V72H6V69H3V67H4L5 65L7 66V65H9V64H6V63H5L4 66H3V61H2ZM17 60L19 61V58H18ZM54 60H55V58H54ZM54 60H51V61L53 62ZM93 60H94V59H93ZM10 61H11V60H10ZM15 61H16V60H15ZM30 61H31V62H30ZM42 61H43V59H42ZM56 61H58V60H55V62H56ZM59 61H60V60H59ZM59 61H58V62H59ZM63 61H64V60H63ZM63 61H62V62H63ZM70 61H71V60H70ZM87 61H88V60H87ZM94 61H95V60H94ZM100 61H101V60H100ZM100 61H99V62H100ZM107 61H110V60L107 59L105 62H107ZM4 62H5V61H4ZM13 62H14V61H13ZM23 62L21 61V63H20V61H19L20 64H22ZM43 62L46 63L45 61H43ZM52 62H51V63H52ZM60 62H61V61H60ZM62 62H61V63H62ZM74 62L76 63V61H74ZM89 62H90V61H89ZM97 62H98V61H97ZM99 62H98V63H99ZM17 63H18V62H17ZM24 63H26V62H24ZM32 63H31V64H32ZM95 63H96V61H95ZM10 64L12 65V63H10ZM28 64H27V66H28ZM33 64H32V65H33ZM85 64H87V66H89L88 63H85ZM90 64H91V63H90ZM96 64H97V63H96ZM99 64H100V63H99ZM103 64H104V62H103ZM105 64H106V63H105ZM111 64H112V63H111ZM23 65H25V64H23ZM45 65H46V64H45ZM51 65H52V64H51ZM61 65H62V64H61ZM66 65H67V64H66ZM66 65H65V66L62 65L63 68H64V67L66 68V67L68 66V65H67V66H66ZM74 65H75V64H74ZM91 65H92V64H91ZM101 65H102V62H101ZM101 65H99V66H101ZM107 65H108V64H106V66H107ZM112 65H113V64H112ZM12 66H13V65H12ZM15 66H16V64H15ZM35 66H36V67H35ZM40 66H41V67H45V66H43V65H40ZM46 66H47V65H46ZM71 66H72V65H71ZM75 66H76V65H75ZM81 66H84V65H81ZM87 66H84V67L86 68ZM109 66H110V65H109ZM113 66H114V65H113ZM113 66H112V68H113ZM18 67H19V66H18ZM20 67H25V66H20ZM38 67H39V66H38ZM60 67H61V66H59V69L61 70ZM90 67H91V66H90ZM97 67H98V65H97ZM12 68H14V67H12ZM45 68H48V67H45ZM54 68H57V67H54ZM72 68H73V67H70V66H69V68H66V70H67V71H66V75H67V76H69V75L71 76V75H72V74H70V73L68 74V71H69L70 69H71V71H73V69H74L75 67H74L73 69H72ZM76 68H77V67H76ZM79 68H81V67H79ZM91 68H92V67H91ZM91 68L87 67V70H88V69H91ZM93 68H94V66H93ZM101 68H102L103 70L105 69V67H104V68L101 67ZM112 68H111V70H115L114 68H113V69H112ZM115 68H116V67H115ZM10 69H11V68H10ZM14 69H15V68H14ZM14 69H13V72H15ZM16 69H17V68H16ZM19 69H22V68H19ZM41 69H42V68H41ZM59 69H58V70H59ZM116 69H117V68H116ZM11 70H12V69H11ZM23 70H24V68H23ZM23 70H20V71H23ZM26 70H27V69H26ZM48 70H49V69H48ZM51 70H52V69H51ZM54 70H55V69H54ZM60 70H59V71H60ZM64 70H65V69H64ZM91 70H92V69H91ZM95 70H96V69H95ZM117 70H118V69H117ZM7 71H8V73L10 72V70H7ZM42 71L44 72L45 70H42ZM56 71H57V69L55 70V72H56ZM61 71H62V70H61ZM81 71L83 72V70H81ZM96 71H97V70H96ZM101 71H102L101 69H100V71H99V67H98V71H97V73H98V72L100 73ZM106 71L109 72V68H108V70L105 69V73L103 72L104 75L107 74ZM140 71H142V70L140 69L139 72H140ZM143 71H144V70H143ZM146 71H147V70H146ZM13 72H12V73H13ZM16 72H18V71H16ZM16 72H15V73H16ZM35 72H34V74H35ZM46 72H47V71H46ZM50 72H51V75H53V74L55 75V74H56V76H57L58 78H59V77L62 78V74H63V72H61V76H60V74L57 75L58 73H53L52 71H50ZM85 72H86L85 74L87 75V71H85ZM88 72H89V71H88ZM115 72H116V70H115ZM115 72H114V74H115ZM117 72H118V71H117ZM119 72H120V71H119ZM136 72H137V70H136ZM1 73H2V72H1ZM20 73H21V72L16 73V74H19V75H20ZM23 73H24V75H25V74H26V71H25V72L23 71ZM52 73H53V74H52ZM112 73H113V72H112ZM120 73H121V75L124 74V73H122V71H121ZM120 73H119V74H120ZM127 73H128V75H127L128 78L131 77V76L134 74V73L132 72L133 74L131 75V73H130V76H129V72H128V70H126V74H127ZM137 73H138V72H137ZM142 73H143V72H142ZM145 73H146V72H145ZM2 74H4V76H5V73H2ZM2 74H1V76H3ZM21 74H22V73H21ZM34 74H33V75H34ZM73 74H74V73H73ZM75 74H76V72H75ZM78 74H79V73H78ZM92 74H93V73H92ZM109 74H110V73H109ZM109 74H108L107 76H109ZM114 74H113V75H114ZM126 74H124V76H125ZM139 74H140V73H139ZM22 75H23V74H22ZM22 75H21V76H22ZM31 75H32V74H28L29 78L31 77ZM47 75H49V73H48ZM64 75H65V74H64ZM66 75H65V78L67 77ZM141 75H142V74H141ZM144 75H145V74H144ZM147 75H148V74H147ZM149 75L152 76L151 73H150ZM14 76H15V74H14ZM17 76H18V75H17ZM25 76H26V75H25ZM43 76H45V75H43ZM73 76H74V75H73ZM73 76H72V78H73ZM76 76H77V74H76ZM88 76H92V75H91V74H90V75L88 74ZM115 76H116V75H115ZM133 76H134V75H133ZM135 76H136V75H135ZM151 76H150V77H151ZM32 77H33V80H32V82H33V81L35 80V79H34V78H35V75L32 76ZM45 77L48 78L47 76H45ZM52 77H53V80H55L56 77H55V76H52ZM54 77H55V78H54ZM104 77H105V76H102V74H101V80H102V79H103V80L105 79L104 81H105V83H106V77H105V78H104ZM118 77H120V75H119ZM136 77H139L138 74H137ZM142 77H143V76H142ZM144 77H145V76H144ZM18 78H19V76H18ZM22 78H25V77H22ZM41 78H42V77H41ZM61 78H59V79L61 80ZM67 78H68V80H69V77H67ZM75 78L78 79V76H77V77L74 76V79H75ZM108 78H109V77H107V80L110 79V78H109V79H108ZM113 78H114V77H113ZM113 78H111V81L113 80ZM115 78H117V77H115ZM122 78H123V80H122L121 77H120L121 82L124 81V79H125V78L123 77V75H122ZM134 78H135V77H134ZM26 79H27V76H26ZM42 79H43V78H42ZM51 79H52V78H51ZM56 79H57V78H56ZM59 79H57L56 81L59 82V81H60ZM74 79H73V80H74ZM118 79H119V78H118ZM137 79H138V78H137ZM137 79H136V80H137ZM140 79H141V78H139V80H140ZM144 79H146V78H144ZM2 80H3V78H2ZM4 80H5V79H4ZM18 80H19V79H18ZM22 80H24V79H22ZM39 80H40V79H39ZM39 80H38V82H39ZM44 80H46V79H44ZM70 80H71V79H70ZM78 80H81V77H80V79H78ZM116 80H117V79H116ZM131 80H132V79H131ZM136 80H134V82H133V81H131V82H132V83H135V82H136V84L138 85L139 82H138V80H137V81H136ZM5 81H6V80H5ZM14 81H16V80H14ZM27 81H28V83H30V79H27ZM36 81H37V77H36ZM36 81L34 82V84L37 83ZM50 81H51V80H50ZM61 81H62L63 83H65L64 81H67V80L65 79L64 81H63V80H61ZM71 81H72V80H71ZM118 81H119V80H118ZM125 81H126V80H125ZM144 81H145V80H144ZM20 82H21V81H20ZM32 82H31V83H32ZM57 82H54L53 84H55V83H57ZM62 82H60V84H61ZM67 82H68V81H67ZM72 82H73V81H72ZM75 82H76V80H74V83H75ZM82 82H83V81H82ZM82 82H81V83H82ZM119 82H120V81H119ZM126 82H127V81H126ZM131 82L129 81V84H131ZM137 82H138V83H137ZM140 82H142V81H140ZM6 83H7V82H6ZM41 83H42V82H41ZM46 83H47V82H46ZM50 83H51V82H50ZM50 83H49V85L46 84V85H48L49 88H50V86H51ZM74 83H73V84L71 83V84H72L73 86H75ZM77 83L79 84L80 82L77 81ZM81 83L79 84V86L81 85ZM127 83H128V82H127ZM142 83H143V82H142ZM146 83H148V84H147V85H144L145 83H143V86H148V85L150 84L149 81L146 82ZM0 84H1V81H0ZM26 84H27V83H26ZM37 84H38V83H37ZM43 84H44V83H43ZM65 84H66V83H65ZM65 84H61V85H64L65 88H66V86L68 87V85H65ZM67 84H69V82H68ZM83 84H84V83H83ZM103 84H104V83H103ZM152 84H153V86H155L154 83H151L150 85L152 86ZM3 85H4L3 88H5V85H6V84H3ZM27 85H28V84H27ZM38 85H39V84H38ZM76 85H77V84H76ZM137 85H136V88L138 89V91H141L142 89H139V87H140V85L142 86V84L140 83V84L138 85L139 87H138ZM12 86H13V85H12ZM15 86H16V85H15ZM23 86L25 87V85H23ZM29 86H32V85L30 84ZM39 86H40V85H39ZM43 86H44V85H43ZM59 86H60V85H59ZM69 86H70V84H69ZM110 86H111V85H110ZM153 86H152V87H153ZM0 87H1V85H0ZM7 87H8V84H7ZM16 87H17V86H16ZM51 87H52V86H51ZM61 87H62V86H61ZM77 87H78V85H77ZM113 87H114V86H113ZM119 87H121V86H119ZM119 87H118V88H119ZM131 87H132V90H133V87H134V86L131 85ZM131 87H130V88H131ZM148 87H150V86H148ZM148 87H147V88H148ZM155 87H156V86H155ZM1 88H2V87H1ZM18 88L20 89V87H18ZM21 88H23V87L21 86ZM26 88H27V87H26ZM29 88H30V87H28V88H27L28 90L26 89V91H27V93L29 92L28 95L31 97V99H32L33 101H35V100L32 98V95H30V94L33 92V90H31V89H29ZM34 88H36V89H35L36 91H38L37 89H40L39 87H38V88H37V87H34ZM63 88H64V87H63ZM65 88H64V89H65ZM75 88H76V86H75ZM75 88L73 87L74 90H75ZM136 88H135V89H136ZM13 89H14V88H13ZM69 89H70V88H69ZM143 89H145V88L143 87ZM153 89H154V87H153ZM160 89L163 90V88H160ZM160 89H159V90H160ZM6 90H7V88H6ZM8 90H9V88H8ZM44 90H45V88H44ZM146 90H147V89H146ZM148 90H151V89L149 88ZM154 90H155V89H154ZM156 90H157V89H156ZM156 90H155V91H156ZM0 91H1V90H0ZM3 91H4V89H3ZM66 91H67V89H66ZM66 91H65V92H66ZM68 91H69V90H68ZM142 91H143V90H142ZM142 91H141V93H138V94H140V96L142 95V93H143L145 90H144L143 92H142ZM157 91H158V90H157ZM157 91H156V92H157ZM41 92H42V91H39V93L36 92V93H38V96L40 97L41 103H40V100L38 99L37 95H36L35 93H34V94L32 93L33 96H34V98H35L36 100H38V102H39V103H38L37 101H35L36 103L33 104V101H32V106H33L32 108H34V105L36 106V113H37V114H35V115H37V116H36L37 120H34V119H33V120H34V121H37V123L35 122L36 124H38L37 126H41V125H39L38 121H39L41 124L44 123V121H45V117H44V121H40V120H43V117H42V119L39 118L40 116L38 117V115H41V116L43 115V113H42V114L39 113V112L41 111L40 109H43V108L46 109V107L49 106L50 104L52 105V103L55 104V105H57V104L54 103V102L58 101L56 98H54V100L56 99V101H54V102L51 101L52 103H47V104H48V105H47V104L43 101V99H45V98H42V97H44V95H41ZM71 92L73 93V90H72V89H71ZM153 92H154V91H153ZM159 92H160V91H159ZM159 92H157V93L160 94V97H162L163 95L161 96V93H159ZM66 93H67V92H66ZM69 93H70V91H69ZM76 93H77V92H76ZM4 94H6V92H5ZM70 94H71V93H70ZM73 94H74V93H73ZM77 94H78V93H77ZM1 95H2V94H1ZM143 95H145V94H143ZM154 95H156L155 92H154ZM41 96H42V97H41ZM64 96H65V95H63L62 98H64ZM72 96L75 97L76 95H72ZM140 96L138 95V97L141 99ZM2 97L5 98V99H6V97L9 98L7 94H6V97H5V95H3ZM2 97H1V98H2ZM30 97H29V99H30ZM62 98L60 97V98H58V99H60V101L62 102V101H64ZM69 98H70V95L68 96V99H69ZM75 98H76V97H75ZM65 99H67V97H66ZM70 99H71V98H70ZM6 100H7V99H6ZM6 100H5V101H6ZM10 100H11V99H10ZM19 100H20V99H18V101H19ZM21 100H23V99H21ZM21 100H20V101H21ZM24 100H25V99H24ZM24 100H23V101H24ZM75 100H76V99H75ZM77 100H78V97H77ZM77 100H76V101H77ZM5 101H4V104L8 103V102H7L8 100H7L6 102H5ZM30 101H31V100H30ZM60 101H58V102L60 103ZM66 101H67V103L64 101V103H63L62 105H65V103H66V105H67V107H68L69 102H68V100H66ZM1 102H3V101L0 100V106L3 105ZM14 102H15V101H14ZM14 102H13V104H15V103L17 102V100H16L15 103H14ZM25 102L27 103V106L31 105V102L28 103V101H26V100H25ZM25 102H22V104L25 103ZM58 102H57V103H58ZM71 102H74V101H71ZM71 102H70V103H71ZM140 102H143V101L141 100ZM9 103H10V101H9ZM17 103H19V102H17ZM26 103H25V104H26ZM76 103H77V102H76ZM76 103H74V104L77 106ZM1 104H2V105H1ZM10 104H12V103H10ZM25 104H24V106H25ZM37 104H38V106H37ZM39 104H40V106H41V104H44V105L46 104V105H45L44 107H43V105H42L41 108H38V107H39ZM72 104H73V103H72ZM78 104H79V102H78ZM15 105L17 106V108H21V106H23V105H21L20 107H18V104H15ZM51 105L49 106L50 108H51ZM55 105H54V106L52 105V107H54V110L57 111V108H56ZM117 105H118V104H117ZM157 105H158V104H157ZM7 106H8V104H7L4 108H7V109H8L9 106H8V107H7ZM24 106H23V107H24ZM27 106H26L25 108H23V109L21 108V109H22L23 111H24V109H25V112H26V109H27L28 111L31 110V111H30L31 113L28 114V112H26V114H27V116H26V114H25L26 118L24 117L23 114H21V116L23 115V117H21L22 120H21V118L18 116V118H19V120H21V122H22L24 119H26V121L28 122V119H29L28 117H29L30 115L33 117V115H32V112H33L32 109H30V107L27 108ZM57 106L60 107L61 105H57ZM76 106H75V107H76ZM59 107H58V111L60 112ZM69 107H70V106H69ZM78 107H79V106H78ZM117 107H119V105H118ZM157 107L159 108V105H158ZM76 108H77V107H76ZM121 108H122V107H121ZM9 109H10V107H9ZM9 109H8V112H9ZM38 109H39L40 111H39ZM47 109H48V108H47ZM62 109H63V107H62ZM64 109H65V108H64ZM64 109H63V111H64ZM77 109H78V108H77ZM77 109H76V111H77ZM19 110H20V109H19ZM22 110H21V111H22ZM37 110H38V111H37ZM49 110H50V109H48V111H49ZM54 110H53V111H54ZM65 110H66V109H65ZM70 110H71V109H70ZM78 110H79V109H78ZM1 111H2V107H1L0 112H1ZM3 111H4V109H3ZM5 111H7V110L5 109ZM43 111L45 112L44 115H46L47 111H45V110H43ZM50 111H52V110H50ZM50 111H49V112H50ZM58 111H57V113H59ZM67 111L69 112V109H68ZM76 111H75V112H76ZM73 112H74V111H73ZM73 112H72V110H71V113H73ZM5 113H6V116H4V117H7V112H5ZM23 113H24V112H23ZM33 113H35V110H34ZM50 113H51V112H50ZM54 113H55V111H54ZM66 113H67V112H66ZM66 113H65V114H66ZM76 113H78V112H76ZM76 113H75L74 115H77ZM130 113H132V112H130ZM8 114H9V113H8ZM62 114H63V112H62ZM79 114H80V112H79ZM201 114H202V113H201ZM2 115H4V113L0 114L1 117H2ZM19 115H20V114H19ZM35 115H34V116H35ZM67 115H68V114H67ZM69 115H70V114H69ZM65 116H66V115H64V117H65ZM71 116H72V115H70V117H71ZM72 117H73V116H72ZM34 118H35V117H34ZM36 118H35V119H36ZM38 118H39L40 120H39ZM12 119H13V118H12ZM12 119H11V120H12ZM62 119H63L64 124H65L66 126H67V124L70 122V125H69V124H68V125L72 127L71 119H70V118H68V120L66 121L67 124L65 123L64 118H62ZM69 119H70V121H69ZM5 120H6V121L9 120V121H7V122H11V120L8 119V118H7V119L5 118ZM13 120H16V119H13ZM19 120H18V121H19ZM29 120H30V119H29ZM0 121H2V119H0ZM18 121H16V122L18 123ZM56 121H57V122H56ZM56 121H55L56 123L60 124V122H58V119H57ZM60 121L63 123L62 120H60ZM3 122H4V119H3ZM27 122H26V123H27ZM0 123H1V122H0ZM12 123H13V122H11L10 124H12ZM14 123H15V121H14ZM19 123H20V121H19ZM22 123H24V121H23ZM26 123H24L25 127H23V129H26V128H27ZM4 124H5V123H4ZM27 124H28V127H29L31 124L33 125L34 123H33V122L31 123V120H30V122L27 123ZM29 124H30V125H29ZM36 124H34L33 126H35L34 128L37 129ZM5 125H6V124H5ZM16 125H17V124H16ZM16 125H15V127H16ZM21 125H23V124H21ZM24 125H23V126H24ZM32 125H31V127H32ZM7 126H8V125H7ZM11 126H12V125H11ZM11 126H10V127H11ZM18 126H19V125H18ZM18 126H17V127H18ZM42 126H43V125H42ZM66 126H62L63 129L60 128V131H61L62 133H63V131H64L65 133H67L66 129H67L68 131L70 130V128H66ZM0 127H1V124H0ZM15 127H13V128H15ZM17 127H16L15 129L18 131L20 127H18V128H17ZM31 127L28 128V129H29V133H30V132H33V131L30 129ZM59 127H60V125H59ZM64 127H65V128H64ZM38 128H39V127H38ZM40 128H41V127H40ZM1 129H2V128H1ZM8 129H9V130H8ZM8 129H7V131H10V132H11L12 129H11V128H8ZM10 129H11V130H10ZM4 130H5V129H4ZM16 130H14V131H16ZM21 130H22V129H21ZM21 130H20V134H23V133H21ZM7 131H6V132H7ZM14 131H13V132H14ZM17 131H16V132H17ZM22 131H25V130H22ZM41 131H42V130H41ZM70 131H71V130H70ZM2 132H3V131H2ZM10 132H9V133H10ZM13 132H11V135H8V136L6 135L5 132H3L4 134L1 133V135H6L7 140L9 141V139H10L11 141H9V142H12L13 138L15 137V136L12 134ZM17 133H18V132H17ZM37 133H39V130H38ZM40 133H41V132H40ZM7 134H8V133H7ZM14 134L16 135V133H14ZM26 135H27V133H26ZM28 135H29V137H30V134H28ZM28 135H27V137H26L27 140H28ZM37 135H38V138H37V139H39V138H40V137H39V134H37ZM40 135H41V134H40ZM68 135H70V134H66V135L63 134V138H61V137H60V138L64 140L65 136H66L67 138H69ZM10 136H11V137L13 136L12 139L10 138ZM18 136H19V134L16 135V138H17ZM21 136L24 137L25 135H21ZM3 137H4V139H2ZM3 137L0 136V139H2V142L5 140V136H3ZM8 137H9V139H8ZM43 137H45V136H43ZM43 137L41 136V140H43V142H44V139H45V138L42 139ZM46 137H47V136H46ZM48 137L50 138V136H48ZM102 137H104V136H102ZM16 138H15V139H16ZM19 138H20V137H19ZM19 138H18V139H19ZM26 139H24V141H26ZM69 139H70V138H69ZM30 140H32V138H31ZM63 140H61V142H62ZM67 140H68V139H67ZM67 140H66V141L64 140V141H65L64 144H67V143H66ZM8 141H4V142L7 144V143H9ZM15 141H16V140H15ZM17 141H18V140H17ZM21 141H22V140H21ZM38 141H39V140H38ZM46 141L48 142V139H47ZM4 142H3V143H4ZM30 142L33 143V141H30ZM36 142H37V141H36ZM41 142H42V141H41ZM17 143H18V142H17ZM22 143H23V141H22ZM22 143H20V144H22ZM24 143H26V142H24ZM24 143H23V146H22L21 148H25V147H24ZM37 143H38V142H37ZM44 143H45V142H44ZM12 144H13V142H12ZM14 144H16V143L14 142ZM20 144H19V147H18V145H16V148H20ZM39 144H40V143H39ZM39 144L37 145V147L40 146ZM41 144H42V143H41ZM45 144H46V143H45ZM45 144H44V145H45ZM109 144H110V143H109ZM4 145H5V144H4ZM28 145H29V143L27 144V147H28ZM100 145H101V144H100ZM112 145H113V143H112ZM5 146H6V145H5ZM5 146H2V145H1V147H5ZM10 146L12 147L11 144H10ZM33 146L36 147L35 144H33L32 147H33ZM102 146L104 147V145H102ZM102 146H101V148H102ZM105 146H106V145H105ZM110 146H111V145H110ZM114 146H115V145H114ZM7 147H8V146H7ZM13 147H14V146H13ZM37 147H36V149H37ZM41 147L43 148V146H41ZM99 147H100V146H98V148H99ZM14 148H15V147H14ZM105 148H106V147H105ZM107 148H108V147H107ZM114 148H115V147H114ZM26 149H27V148H26ZM29 149L32 150L31 147H30ZM109 149H111V148H109ZM116 149H117V148H116ZM14 150H15V149H14ZM17 150H18V149H17ZM17 150H16V152H17ZM19 150H20V149H19ZM38 150H40L39 147H38ZM103 150H104V149H103ZM11 151H13V150L10 149V152H11ZM95 151H96V150H95ZM95 151H93V154H96ZM109 151H111V150H109ZM119 151H120V150H118V153H119ZM122 151H123V150H122ZM126 151H127L126 156H127V158H128V157H130V155H128V153H129L128 150H126ZM126 151H125V152H126ZM13 152H14V151H13ZM32 152L35 153L36 151H35V150H32ZM105 152L107 153V151H105ZM112 152L116 155V152H114V150H113ZM112 152H111V153H112ZM130 152H131V151H130ZM5 153H6V150H5ZM5 153L2 154V155L0 154V155H1V156H3V155L5 156ZM17 153H19V151H18ZM21 153H22V152H21ZM23 153H25V152H23ZM122 153H124V152H122ZM12 154L14 155V153H12ZM26 154L28 155L27 152H26ZM102 154H103V152H102ZM104 154H105V153H104ZM132 154H133V153H132ZM132 154H131V155H132ZM20 155H21V154H20ZM35 155H36V154H35ZM106 155H108V154H106ZM117 155H118V156H121V154H120V155L117 154ZM4 156H3V158L0 157V159H1V160H2V159L5 160ZM15 156H19V155H15ZM24 156H25V155H24ZM32 156H34V155H32ZM101 156H102V155H101ZM104 156H105V155H104ZM109 156H110V155H109ZM5 157H7V155H6ZM20 157H23V156H20ZM26 157H27V156H26ZM86 157H88V156H86ZM105 157H107V156H105ZM14 158H15V157H14ZM23 158H24V157H23ZM30 158H31V157H30ZM76 158H78V157H76ZM88 158H89V157H88ZM108 158H109V157H108ZM9 159H10V158H9ZM18 159H20V158L18 157ZM33 159H34V158H33ZM79 159H81L80 156H79ZM79 159H77V161H78ZM111 159H112V158H111ZM1 160H0V162H1ZM4 160H3V163H2L3 166H4ZM15 160H16V159H15ZM15 160H14V161H15ZM21 160H22V159H21ZM83 160L89 162L88 160H91V159L86 160V158H83ZM109 160H110V159H109ZM124 160H125V159H124ZM25 161H26V163H27V160H25ZM85 161H84V162H85ZM126 161L129 162V166L127 167L128 170H130V172H131V171L133 172L134 169H132V168H135L134 164H135L136 161H135V162L133 163V165H131V166H130V161H131V160L129 161V159H127ZM126 161H123V163L126 162ZM17 162H19V161H17ZM31 162H34V161L31 160ZM78 162H79V161H78ZM81 162H82V160H81ZM87 162H85V163H87ZM106 162H108L107 159H106ZM128 162H127V164H128ZM8 163H9V162H8ZM91 163H92V162H91ZM91 163L89 162V163H87V164H91ZM108 163H109V162H108ZM110 163H111V162H110ZM136 163H137V162H136ZM15 164H16V163H15ZM32 164H33V163H32ZM127 164H126V166H127ZM10 165H12V163H11ZM16 165H17V164H16ZM21 165H22V164H21ZM25 165H26V164H25ZM25 165H23V167H22L21 169H24ZM28 165H29V164H28ZM33 165H34V164H33ZM33 165H31V167H32ZM124 165H125V163H124ZM14 166H15V165H14ZM19 166H20V165H19ZM101 166H102L101 169H102V168L104 169V167H105L106 165H105L104 167H103V165H101ZM108 166H109V165L107 164V167H106V168H110V167L112 168L114 165H110V167H108ZM118 166H119V165H118ZM132 166H133V167H132ZM20 167H21V166H20ZM20 167H18V168H20ZM26 167H27V166H26ZM119 167H121V165H120ZM131 167H132V168H131ZM28 168H29V167H28ZM124 168H125V166H124ZM127 168H126V171H127ZM6 169H7V168H5V170H6ZM11 169H12V168H11ZM131 169H132V170H131ZM5 170L3 169V172H6ZM9 170H10V169H8V171H9ZM25 170H26V169H25ZM104 170H106V169H104ZM137 170H138V169H137ZM139 170H140V169H139ZM139 170H138V171H139ZM14 171H15V170H14ZM14 171H13V172H14ZM18 171H19V170H18ZM37 171H38V170H37ZM40 171H41V170H40ZM119 171H120V170H119ZM124 171H125V169H123V172H124ZM3 172H1V170H0V175H3V174H4ZM19 172H20V171H19ZM130 172H129V173H130ZM6 173H7V172H6ZM23 173H24V172H23ZM34 173H35V172H34ZM40 173H41V172H40ZM113 173H114V172H113ZM116 173H117V172H116ZM119 173H120V172H119ZM134 173H135V171H134ZM140 173H141V172H140ZM8 174H10V173H8ZM19 174H21V173H19ZM19 174H18V175H19ZM24 174H26V173H24ZM36 174H37V172H36ZM120 174H121V173H120ZM120 174H118V175H120ZM130 174H131V173H130ZM141 174H142V173H141ZM6 175H7V174H6ZM12 175H13V174H12ZM28 175H29V172H28ZM112 176H113V175H112ZM114 176H115V178H114V177L112 178V180H111L112 182L114 181V179H117V180H118V178H116L117 176H116V175H114ZM135 176H136V174H135ZM135 176L133 175V173L131 174V177L133 178V179H132L133 181H134ZM139 176H140V175H139V172H138V175H137L136 177L139 178ZM2 177H3V176H2ZM4 177H5V176H4ZM6 177L8 178L9 175L6 176ZM13 178H14V177H13ZM21 178H22V177H21ZM138 178H137V179H138ZM141 179H142V177H141ZM5 180H6V179L3 180L4 183H3V186L1 185L2 187H5L4 184H7V183L9 184L8 181H7V183H5ZM15 180H16V179H15ZM39 180H40V179H39ZM39 180H37L38 183H39ZM117 180H116V181H117ZM135 180H136V179H135ZM154 180H155V179H154ZM154 180H152V181H154ZM0 181H1V178H0ZM9 181H10V180H9ZM18 181H19V179H18ZM20 181H21V180H20ZM22 181H24V179H23ZM28 181H29V180L27 179V180L25 181V185L20 184V186H24V187H22V188H24V191H26V192H29V191H30L29 199H28V202H27V203H33V201H34L33 198H34V197H32V196H34V192H31V190L29 189ZM118 181H119V180H118ZM133 181H132V182H133ZM150 181H151V180H150ZM156 181H157V183H155ZM171 181H172V180H170V181L167 180V181H165V182H168V184H170ZM14 182H15V181H14ZM34 182H35V181H34ZM34 182H33V183H34ZM74 182L77 183L78 181H77V182L74 181ZM139 182H141L140 179H139V181L137 180V181L134 182V183H135V184H136V183H137V184H140ZM155 182H154L155 184L153 183V185L157 187L158 184H161L162 181H160V183H158V180H155ZM165 182H164V183H165ZM172 182H173V184H176L177 186H178L179 183H180V182H177V183H176L175 180H173ZM16 183H17V182H16ZM35 183H36V182H35ZM38 183H37V184H38ZM134 183H132V184L134 185ZM141 183L144 184V182H141ZM145 183H150V182L147 181V182H145ZM194 183H195V181H194ZM194 183H193V184H194ZM196 183H197V182H196ZM79 184H80V183H79ZM116 184H117V183H116ZM116 184H113V185H116ZM142 184H140V185H142ZM166 184H167V183H166ZM166 184H163V182H162V185H164V186L160 185L161 188H162V189H161V188H160V189L163 190V187L166 188V187H165ZM181 184H182V183H181ZM208 184H209V183H208ZM208 184H207V185H203V186H205L204 188H206V186L208 187ZM210 184H211V183H210ZM15 185H16V184H15ZM18 185H19V183H18ZM39 185H40V184H38V186H39ZM44 185H46V184L44 183L42 186L44 187ZM194 185H195V184H194ZM199 185H200V184H199ZM214 185H215V184H214ZM217 185H218V184H217ZM20 186H19V187H20ZM31 186H32V185H31ZM74 186H75V185H74ZM128 186H130V185L128 184ZM148 186H149V187H148ZM148 186H144V189H145V187L150 188V184H149ZM154 186H152V188H154ZM167 186H168V185H167ZM182 186H183V184H182ZM203 186H202V187H203ZM219 186L222 187L221 184H220ZM14 187H15V186H14ZM34 187H35V186H34ZM40 187H41V186H40ZM130 187H131V188H129V189L132 190V186H130ZM134 187H135V185H134ZM142 187H143V185L141 186V188H137V187H136L137 191L139 192V190L142 189ZM171 187L175 188L174 186L170 185V188H171ZM184 187H185V186H184ZM193 187H194V186L191 187V191H194V192H195V188H196V189H200V190L202 191V189H201L199 186H198V187L195 186L194 190H192ZM210 187H211V186H210ZM22 188H21V190H22ZM25 188H26V190H25ZM41 188H42V187H41ZM44 188H45V187H44ZM157 188L159 189V186H158ZM180 188H181V185L179 186V189H180ZM185 188H187V187H185ZM212 188H213V190H215L213 185H212ZM212 188H211V189H212ZM215 188H218V186L215 187ZM158 189H157V190H158ZM160 189H159V190H160ZM175 189H178V188H175ZM207 189H208V188H207ZM211 189H208V190L211 191ZM220 189H221V188H220ZM220 189H219V190H220ZM224 189H226L225 186H224ZM224 189H223V190H224ZM228 189H229V188H228ZM2 190H3V192L6 191V189H5V190L2 189ZM7 190H8V187H7ZM17 190H18V189H17ZM36 190H37V189H36ZM48 190H49V189H48ZM145 190H146V189H145ZM145 190H144V191H145ZM151 190H152V189H151ZM151 190L149 189V191H151ZM153 190L156 192V189H155V188H154ZM153 190H152V191H153ZM161 190L159 191L160 193H162ZM169 190H170V189H169ZM186 190H187V189H186ZM204 190H205V189H204ZM217 190H218V189H217ZM8 191H9V190H8ZM24 191H23V193H24ZM37 191H38V190H37ZM43 191H44V190H42V192H43ZM127 191H128V187H127ZM133 191H135V190L133 189ZM144 191H143V192H144ZM146 191H147V190H146ZM146 191H145L144 193L141 192V191H140V192H141V193L143 194V196H144V194L146 193ZM149 191H148V193L150 194L152 191H151V192H149ZM165 191H166V189H165ZM165 191L163 190V192H165ZM173 191H174V190H173ZM173 191L170 190L169 192L172 193ZM175 191H176V190H175ZM175 191H174V192H175ZM191 191L189 190V191H187V192L189 193V192H191ZM206 191H207V190H206ZM220 191H221V190H220ZM225 191H226V190H225ZM230 191H231V189H230ZM0 192H1V191H0ZM16 192H17V191H16ZM26 192L24 193V195H26ZM39 192H40V191H39ZM44 192H45V191H44ZM125 192H126V191H125ZM131 192H132V191H131ZM174 192H173V193H174ZM178 192H179V190H178ZM181 192H182V191H181ZM181 192H180V193H181ZM183 192L186 193L185 191H183ZM183 192H182V194H184ZM211 192H212V191H211ZM221 192H222V191H221ZM221 192L218 191V193H220V194H221ZM226 192H227L228 196H229L230 193H232V191H231L230 193H228L229 191H226ZM12 193H13V192H12ZM21 193H22V192H21ZM45 193H46V192H45ZM119 193H120V192H119ZM119 193H118V194H119ZM135 193H136V192H135ZM148 193H146V194H148ZM153 193H154V192H153ZM165 193H166V192H165ZM173 193H172V194H173ZM175 193H176V192H175ZM195 193H196V194H195ZM195 193L192 194V196L194 195L195 198L198 200V196H196V195L199 194V192H195ZM202 193H203V192H202ZM204 193H205V192H204ZM204 193H203V194H204ZM213 193H214V192H213ZM235 193H236V191H235ZM4 194L8 195V192L6 191V193H3V195H4ZM13 194H14V193H13ZM16 194H17V193H16ZM27 194H28V193H27ZM40 194H41V192H40ZM120 194H121V193H120ZM126 194H127V193H126ZM136 194H137V193H136ZM139 194H140V193H139ZM139 194H137V195H139ZM154 194H155V193H154ZM200 194H201V193H200ZM215 194H217V193L215 192ZM223 194H224V193H223ZM233 194H234V192H233ZM233 194H232V195H233ZM24 195H21V194H20L21 197H23ZM121 195H122V194H121ZM128 195H129V194H128ZM155 195H156V194H155ZM174 195H175V194H173V198L176 196V195H175V196H174ZM188 195H189V194H188ZM190 195H191V194H190ZM190 195H189V199L191 198ZM201 195H202V194H201ZM217 195H218V194H217ZM230 195H231V194H230ZM0 196H2V194H1ZM18 196H19V193H18ZM18 196L15 195V197H18ZM38 196H39V195H38ZM119 196H120V195H119ZM133 196H135V195H133ZM143 196H142V197H143ZM146 196H147V195H146ZM151 196H152V195H149V197H151ZM153 196H154V195H153ZM161 196H162V198H161ZM166 196H170V197L172 198V195H169L168 193H167ZM179 196H181V195L179 194L178 197H179ZM234 196H235V194H234ZM13 197H14V196H13ZM62 197H63V196H62ZM91 197H93V196H91ZM135 197H136V196H135ZM142 197H140V195H139L138 198H140L141 200H144V201H145V200H146V199L144 198L145 196H144L143 198H142ZM157 197L159 198V193H158V192H157ZM170 197H168L169 199L167 198L168 200L165 201V202L170 201V199H171ZM199 197H200V196H199ZM203 197H204V196H203ZM208 197L211 198V195L208 196ZM216 197H217V196H216ZM216 197H215V195H214L213 198H216ZM224 197H225V196H223V197H221V198L218 197V198L215 199V200L212 198V200H214V202L216 201L217 203H219V201H217V200H218L219 198H220L221 200H223ZM11 198H12V197H11ZM24 198H25V197H24ZM41 198H42V197H41ZM44 198H45V196H44ZM49 198H50V197H49ZM121 198L124 199L125 197H122V196L119 197V199H121ZM126 198H127V197H126ZM130 198L132 199V200H130V201L132 202L134 198H132V197H130ZM130 198H129V196H128V199H130ZM136 198H137V197H136ZM138 198H137V202L139 201ZM147 198H148V197H147ZM184 198H185V197H183V198L181 199V198L179 197V198H176V199H178V200L181 199V200H179V202L182 203L181 201H183ZM186 198H188V197L186 196ZM186 198H185V199H186ZM206 198H207V197H206ZM228 198H229V200L231 199L230 196H229ZM232 198H233V197H232ZM0 199H1V201H2L1 203H3L4 200L2 199V197H1ZM5 199H6L5 201L8 200V199H7V196L5 197ZM16 199H17V198H16ZM16 199H14V201H16ZM20 199H21V198H20ZM71 199H72V198H71ZM151 199H152V198H151ZM151 199H150V201H151ZM160 199H163V200H164V198H163V194H162V195L160 194ZM193 199H194V198H193ZM199 199H200V198H199ZM220 199H219V200H220ZM226 199H227V198H226ZM11 200H12V199H11ZM18 200H19V199H18ZM22 200H23V199H22ZM32 200H33V201H32ZM68 200L70 201V199H68ZM73 200H74V199H73ZM73 200H72V201H73ZM117 200H118V198H117ZM121 200H122V199H121ZM154 200H155V199H154ZM174 200H175V198L173 199V201H174ZM197 200H195V201H196V204L198 203ZM208 200H209V199H208ZM210 200H211V199H210ZM221 200H220V202H221ZM9 201H10V200H9ZM12 201H13V200H12ZM12 201H11V203H12ZM39 201H41V200L39 199ZM88 201H89V200H87L86 202H88ZM90 201H92V200H90ZM125 201H126V200H125ZM125 201H124V203H122V204H129V200L126 201V202H125ZM134 201H135V203H136V200H135V199H134ZM134 201H133V203H134ZM144 201H142V202H143V204L145 205V202H144ZM159 201H160V200H159ZM159 201H157V204H158ZM171 201H172V199H171ZM186 201H187V200H186ZM191 201H192V200H191ZM198 201H199L198 204H200V201H202V204H206L205 206H208V208H206V207L201 208V211H200V209L198 210V204H197V207L194 206V207H195V210L197 209L198 211H200V212H202V213H203V212H206L207 209H208L209 214H211L210 212L212 211V209H213L214 211H216V209H217V210H218V209L220 210V208H216V207H217V206H216V202H215V204H214V203H211V202H207L206 199L204 200V198L201 199V200H198ZM203 201H204V202H203ZM205 201H206V203H205ZM22 202H23V201H22ZM35 202H36V201H35ZM48 202H49V199H48ZM50 202H51V201H50ZM50 202H49V203H50ZM60 202H61V200H60ZM63 202H64V203H63ZM63 202H61L62 205L60 206V208H61V207H62V208L65 207L64 204H65L66 200L63 201ZM93 202H94V201H93ZM117 202H118V201H117ZM122 202H123V201H122ZM165 202H163V203L166 204ZM174 202H175V201H174ZM174 202H173V203H174ZM1 203H0V205H2ZM5 203H6V208H7V205L9 206V202L7 201V202H5ZM14 203H15V202H14ZM16 203H17L16 205L18 206V201H17ZM20 203H21V202H20ZM20 203H19V204H20ZM24 203H25V202H24ZM24 203H21V204H24ZM27 203H26V204H27ZM42 203H43V201H42ZM49 203H48V204H49ZM68 203H70V202H68ZM68 203L66 202V206H67L68 209H69L70 205L68 206ZM74 203H75V202H74ZM74 203H73V204H74ZM77 203H78V201H77ZM77 203H76V204H77ZM89 203H90V202H88V204H89ZM133 203H132V205H133ZM135 203H134V204H135ZM160 203L162 204V201H160ZM180 203H179V204H180ZM184 203H186V202H184ZM192 203H193V201H192ZM207 203H210V207H209V205H207ZM21 204H20V206H21ZM73 204H72V205H73ZM120 204H121V203H120ZM151 204H152V202H151ZM151 204H150V205H151ZM167 204H168V203H167ZM188 204L190 205L189 200H188ZM188 204H186V206H187ZM211 204H213V205H215V206L212 208V207H211V206H212ZM10 205H11V204H10ZM27 205H28V204H27ZM45 205H46V204H45ZM45 205H43V206H45ZM146 205L148 206V204H146ZM146 205H145V207H146ZM153 205L156 206V202H155V204H153ZM191 205H192V204H191ZM193 205H194V204H193ZM218 205H220V204H218ZM13 206H14V205H13ZM13 206H12V205L10 206V210H12L11 207L13 208ZM33 206H34V205H33ZM73 206H74V205H73ZM75 206H76V205H75ZM92 206H93V208H94L95 203H93ZM129 206H131V204L128 205V208H129ZM138 206H139V205H138ZM138 206H136V207H138ZM155 206H154V207H155ZM159 206H161V205L159 204ZM175 206H177V203H176ZM186 206H184V207H186ZM31 207H32V205H31ZM36 207H37V206H36ZM36 207H35V208H36ZM46 207H48V206L46 205ZM51 207H52V206H51ZM76 207H77V206H76ZM89 207H91V205H90ZM140 207H141V206H140ZM165 207H168V208H169L168 205H167V206L164 205L163 208L165 209ZM171 207H173V205H172ZM178 207H179V205L176 207V209H177ZM181 207H183V206L181 205ZM200 207H201V205H200ZM202 207H203V205H202ZM4 208H5V207H4ZM6 208H5V209H6ZM22 208H23V207H22ZM22 208H21V209H22ZM27 208H28V206H27ZM42 208H43V207H42ZM62 208H61L60 210H61V211H63V210L65 211V208H66V207H65L64 209H62ZM85 208H86V207H85ZM128 208L126 209V211L128 210ZM155 208H156V209H155ZM155 208H153V209H154L155 211L157 210V212H155L157 215H159V214H158V212H159L158 209H159V208H160V210H161L160 212L162 213V207H158V206H156ZM186 208H188V207H186ZM189 208H192V206H189ZM209 208H212L211 211H210ZM14 209H16V207L13 208V210H14ZM36 209H37V208H36ZM47 209H49V208H47ZM71 209H72V208H71ZM74 209L76 210V208H74ZM87 209H88V206H87ZM118 209H119V208H118ZM118 209H117V211L120 210V209H119V210H118ZM122 209H123V208H122ZM122 209H121V210H122ZM138 209H139V207H138ZM140 209H141V208H140ZM153 209L150 208L149 210H147V209H146V210L149 211V212H152V214H153V216H154V210H153ZM181 209H183V208H181ZM202 209H203V210L205 209L206 211H202ZM7 210H8V208H7ZM25 210H26V209H25ZM29 210H30V209H29ZM39 210H40V209H39ZM44 210H46V209H44ZM44 210H43V211H44ZM75 210H74V211H75ZM141 210L144 211V209H141ZM141 210H140V212H143V211H141ZM165 210H166V209H165ZM174 210H175V209H174ZM189 210L192 211V209H189ZM195 210H194V211H195ZM2 211H3V210H2ZM4 211H5V210H4ZM26 211H28V210H26ZM26 211H25V212H26ZM30 211H31V210H30ZM32 211H33V210H32ZM34 211H35V209H34ZM74 211H73V210H72V211L69 210L68 213H70V212L72 213V212H74ZM76 211H77V210H76ZM86 211H87V210H86ZM88 211L90 212V211H92V209H91V210H88ZM130 211H131V209H130ZM133 211H134V209H133ZM166 211H168V210H166ZM175 211H177V210H175ZM175 211L172 212V213H175L176 215H178L179 213L177 212V213H178V214H177ZM184 211H186V210H184ZM187 211H188V210H187ZM187 211H186V213H187ZM198 211H197V214H200ZM214 211H213V214H215L216 217H217L218 214H217V213H214ZM8 212H9V211H8ZM20 212H21V211H20ZM20 212H19V213H20ZM23 212H24V210H23ZM25 212H24V213H25ZM41 212H42V211H41ZM44 212H45V211H44ZM47 212L49 213V211H47ZM57 212H58V211H57ZM93 212H94V211H93ZM119 212H120V211H119ZM127 212H128V211H127ZM160 212H159V213H160ZM169 212H170V211H169ZM180 212H181V211H180ZM0 213H1V212H0ZM13 213H14V211H13ZM35 213H37V212L35 211ZM42 213H43V212H42ZM76 213H77V212H76ZM76 213H74V215L78 216V215H77L78 213H77V214H76ZM84 213H85V212H84ZM91 213H92V212H91ZM114 213H115V212H113V213H111V214L114 215ZM124 213H125V212H124ZM134 213H135V211H134ZM145 213H146V212H145ZM164 213H165V214H161V215H163L165 218L162 217V216H161V218L166 219V217H169V216H170L169 214L166 215L167 212H164ZM192 213H193V211H192ZM202 213H201V214H202ZM2 214H3V213H2ZM9 214H10V213H8V216H9V217L7 216V219H8V220H9V218H11V216H10ZM17 214H18V213H17ZM17 214H16V215L13 214V215L16 217ZM56 214H57V213H56ZM94 214H95V213H94ZM94 214H93V215H94ZM136 214H137V212H136ZM143 214H144V213H143ZM148 214H149V213H147L146 215H148ZM195 214H196V213H195ZM195 214H194V215H195ZM197 214H196V217H194L193 219H195V220H197V221H200V219L198 218V215H197ZM204 214H206V213H204ZM209 214L207 213V215H209ZM213 214H212V215H213ZM3 215H4V214H3ZM18 215H19V214H18ZM22 215H25V214L22 213ZM22 215H20V216H22ZM32 215H33V214H32ZM37 215H38V219H39V220H40V216H41V218H42L43 221H47V222H48L46 225H48L49 228H45V229H48V230H49V232H50L49 234H50V236H51V234H52V233H51V232H52V228H51V227H52L53 225H52V226L49 225V222H50L49 220H50V219L48 220V218H49L50 215L48 216L47 213H46V214H38V213H37ZM53 215H54V214H53ZM57 215H58V214H57ZM59 215H60V214H59ZM61 215H62V214H61ZM69 215H70L69 217H72L71 214H69ZM85 215H86V214H85ZM90 215H91V214H90ZM168 215H169V216H168ZM181 215H182V214H181ZM185 215H186V214H185ZM188 215H189V214H188ZM207 215H205V216L202 215V217L204 216V217H205L204 219L206 220V218L208 217ZM212 215L210 216L211 219L213 218ZM79 216H80V214H79ZM86 216H87V215H86ZM95 216H97L96 218L98 219V217H100V216H102V215L99 216L98 213L96 212V215H94V217H95ZM108 216H110V215H108ZM121 216H122V215H121ZM135 216H136V215H135ZM155 216H156V215H155ZM174 216H175V215H174ZM178 216H179V215H178ZM178 216H176V217H178ZM186 216H187V215H186ZM219 216H220V213H219ZM219 216H218V217H219ZM221 216L223 217V214H222ZM22 217L24 218V216H22ZM50 217H51V216H50ZM65 217H66V216H65ZM65 217H64L63 219H62V217H61L60 219H62V221H65V219H66ZM80 217H83V216H80ZM80 217H79V218H80ZM90 217H92V216H90ZM104 217H105V216H104ZM106 217H107V215H106ZM106 217H105V218H106ZM110 217L112 218V215H111ZM113 217H114V216H113ZM119 217H120V216H119ZM182 217H183V216H182ZM190 217L192 218L193 216L190 214L189 218H190ZM199 217H200V216H199ZM218 217H217V218H218ZM2 218L4 219V216H2ZM25 218H26V216H25ZM35 218H37V216H36ZM57 218H58V217H57ZM72 218H74V217H72ZM72 218H70V219L72 220ZM77 218H78V217H77ZM77 218H75V220H78ZM116 218H117V216H116ZM141 218H142V217H141ZM157 218H158V217H156V219H157ZM169 218H171V217H169ZM200 218H201V217H200ZM208 218H209V217H208ZM210 218H209L208 221L211 220ZM214 218H215V216H214ZM214 218L212 219V220L214 221L213 225H215V223H216V226H219L220 223H222L221 220H223V219L220 218V219H221L220 222L217 220V221L219 222V223H218V222H215L216 220H214ZM225 218H226V216H225ZM228 218H230V216H228ZM228 218H227V220H228ZM5 219H6V216H5ZM7 219H6V220H7ZM38 219H34V218H33L32 221H33V220H35V221L37 220V221H38ZM53 219H54V218H53ZM80 219H81V218H80ZM80 219H79V220H80ZM93 219H94V218H93ZM93 219L90 218V220H92V221H93ZM128 219H130V218H128ZM142 219H143V218H142ZM146 219L148 220V218H146ZM158 219H159V218H158ZM172 219H173V218H172ZM183 219H184V218H183ZM187 219H188V218H187ZM187 219L184 220V221H189V220H187ZM218 219H219V218H218ZM232 219H234L233 216H232ZM55 220H58V219H55ZM55 220H54V221H55ZM86 220H88V219L86 218ZM86 220H84V221L87 222ZM102 220H103V219H102ZM115 220H116V219H115ZM136 220H137V219H136ZM136 220H134V221L136 222ZM176 220H179V219L176 218ZM190 220L194 222V220H192V219H190ZM201 220H202V218H201ZM205 220H204V221H203V220L200 221L201 224H203V223H205V222L207 221V220H206V221H205ZM212 220L210 221L211 223L213 222ZM11 221L13 222V220H11ZM14 221H15V220H14ZM19 221H20V220H19ZM23 221H24V220H23ZM94 221H95V220H94ZM137 221H138V220H137ZM143 221H144V220H143ZM143 221H141V222H143ZM157 221H158V220H157ZM168 221H169V220H168ZM170 221H171V220H170ZM170 221H169V222H170ZM208 221H207V222H208ZM224 221H225V220H224ZM237 221L239 222L238 219H237ZM237 221L235 222V221L233 220L232 222L238 224ZM5 222L7 223V221H5ZM58 222H59V221H58ZM70 222H71V221H70ZM74 222H75V221H74ZM127 222L129 223V221H127ZM164 222H165V220H164ZM171 222H173V220H172ZM171 222H170V224H173V223H171ZM195 222H196V221H195ZM228 222H229V221H228ZM230 222H231V221H230ZM230 222H229V223H230ZM1 223H2V221H1ZM10 223H11V222H10ZM13 223H14V222H13ZM18 223H19V222H18ZM42 223H43V222H42ZM50 223H51V222H50ZM56 223H57V222H56ZM90 223H92V222H90ZM93 223H94V222H93ZM112 223L116 225L115 222H112ZM180 223H181V222H180ZM211 223H210V225H206V224H204V225L207 226V227H206V228H207V234L212 232L211 234L214 235V234H213L214 229H213V226H212ZM217 223H218V224H217ZM229 223H227V224H229ZM7 224H8V223H7ZM7 224H5V225H6L7 227H8V225H9V227H10V224H8V225H7ZM33 224H34V223H33ZM33 224H32L31 222H28V225H26L25 227H23L24 230H23V228L20 230L21 227H17L18 224H15V225L11 224V225H12V229H11V230H12L13 232H12V234H10V235H12L11 237H13L14 240L17 238L16 241H17V243H19V245H18L19 247H20V246L23 247V248L20 247V249H22V251H20V252L23 253L22 256H23L24 258H25L26 253H28V250L30 249V245H31V244H38V243H39V241H38V243H37V239H38L39 237L36 239V234H35V232H34V231H37V230H32V229L34 228V227H32ZM51 224H52V223H51ZM57 224H58V223H57ZM66 224H67V223H66ZM85 224H86V223H84V226H85ZM87 224H89V222H88ZM107 224H108V223H107ZM157 224H158V223H157ZM159 224H160V223H159ZM163 224L165 225L164 228H166L167 226H169V225L166 226L167 223H166V224L163 223ZM176 224H177V223H176ZM178 224H179V223H178ZM198 224H199V226H200V223H199V222H198ZM208 224H209V222H208ZM223 224H224V223H223ZM0 225H1V224H0ZM67 225H68V224H67ZM72 225H73V224H72ZM74 225H75V223H74ZM103 225H104V224H103ZM111 225H112V224H111ZM111 225H110V226L108 225V227H113V226H111ZM115 225H114V227H115ZM164 225H161V227H163ZM173 225H174L173 227H175L176 229L180 228V226L177 227V225H175V224H173ZM184 225H185V224H184ZM186 225H187V224H186ZM186 225H185V226H186ZM204 225H203V226H204ZM230 225H231V224H229V225H225V226H230ZM232 225H233V224H232ZM39 226H40V225H39ZM41 226H42V225H41ZM55 226H56V224H55ZM55 226H54V227H55ZM77 226H78V224H77ZM94 226L96 227V225H94ZM185 226H184V228H185ZM189 226H192L191 228H192L193 230L191 229L192 231H191V232H188V231H189V230H188L189 227L187 226L188 228H187V230L185 229L186 231L184 230V231H185L184 234H185L186 232H187V234H188V233H189V234L192 233L190 236H192V235L194 234V232H196L194 235H198V234H199V233L197 232L198 229L195 230V228H197V226H196L195 228H193V226H195L194 223H193L192 225H189ZM211 226H212V230H210V229H211ZM233 226H234V225H233ZM237 226H238V225H237ZM43 227H44V226H43ZM72 227H75V226H72ZM78 227H80V226H78ZM91 227H92V226H91ZM104 227L106 228V225H105ZM114 227H113V228H114ZM147 227L149 228V225H148ZM169 227H170V226H169ZM181 227H182V226H181ZM200 227H201V226H200ZM3 228H4V227H3ZM85 228H86V227H85ZM143 228H145V226H144ZM198 228H199V227H198ZM204 228H205V227H204ZM214 228H215V227H214ZM220 228H221V227H220ZM220 228L218 227V229H220ZM34 229H35V228H34ZM63 229L65 230V228H63ZM77 229H79V228H77ZM91 229H92V228H91ZM96 229H97V228H96ZM108 229L110 230V228H108ZM115 229H117V227H116ZM120 229H121V228H120ZM131 229H132V228H130L129 230H131ZM149 229L151 230V228H149ZM166 229L169 230V229H171V228H166ZM173 229H174V228H173ZM173 229H171V230H172V231H171L172 235H173ZM215 229H216V231H215L214 233H216V232L218 231V230H217V227H216ZM223 229H225V227L221 228V230H220L219 232L224 231ZM237 229H238V228H237ZM237 229H235V230H237ZM7 230H8V229H7ZM42 230H43V229H42ZM93 230H94V229H93ZM111 230L114 231L113 229H111ZM124 230H125V229H124ZM136 230H137V229H136ZM143 230L146 231V229H143ZM160 230H162V229H160ZM232 230H234V229H232ZM5 231H6V230H5ZM82 231H83V230H82ZM82 231H81V232H82ZM84 231H85V230H84ZM87 231H88V230H87ZM141 231H142V230H141ZM179 231H180V230H179ZM198 231H199V232H202V228H201V230H198ZM203 231H205V230H203ZM225 231H226V230H225ZM228 231H230V230H228ZM228 231H226L225 234H226ZM237 231L239 232V230H237ZM237 231H236V232H237ZM69 232H70V230H69ZM76 232L78 233V231H76ZM81 232H80V233H81ZM97 232H99V231H95V232H93V234L95 235V233H97ZM118 232H119V231H118ZM155 232H156V231H155ZM163 232H164V231H163ZM169 232H170V231H169ZM169 232H168V234L170 235ZM175 232H176V230L174 229V233H175ZM177 232H178V231H177ZM181 232H183V230H182ZM219 232H218V234H219ZM231 232L233 233V231H231ZM8 233H9V232H8ZM39 233H40V232H39ZM57 233H59V232H57ZM87 233L90 234V233H91V230H90V232H87ZM106 233H107V232H106ZM106 233H105V234H106ZM114 233H116V232H113V235H114ZM123 233H124V232H123ZM146 233H147V232H146ZM178 233H179V232H178ZM205 233H206V231H205ZM223 233H224V232H221L222 235H223ZM3 234H4V233H3ZM20 234H21V235H20ZM22 234L25 236V238H23ZM49 234H48V235H49ZM60 234H61V233H60ZM69 234H70V233H69ZM83 234H84V233H83ZM91 234H92V233H91ZM100 234H102V233H100ZM107 234H108V233H107ZM111 234H112V233H111ZM154 234H155V233H154ZM163 234H164V233H163ZM176 234H177V233H175V235H176ZM181 234L184 235L183 233H181ZM181 234H180V236H181ZM187 234H186V236H184V238L187 237L188 240H189L190 238L187 236ZM189 234H188V235H189ZM201 234H202V233H201ZM207 234H206V235H207ZM229 234L231 235V233H229ZM229 234H228V235H229ZM234 234H235V232L233 233V235H234ZM239 234H240V233H239ZM239 234H238V235H239ZM1 235H2V234H1ZM1 235H0V236H1ZM108 235H109V234H108ZM133 235H134V234H133ZM146 235H147V234H146ZM169 235L166 234V237H169ZM178 235H179V234H178ZM206 235H205V237H206V241H208V239L210 240L211 238H208V237H211L212 235H211V236H210V235H207V236H206ZM222 235H221V236H222ZM228 235H226V236L228 237ZM56 236H58V235H56ZM67 236H68V235H67ZM73 236H74V235H73ZM95 236H96V235H95ZM97 236H98V235H97ZM111 236H112V235H111ZM129 236H130V235H129ZM154 236H155V235H154ZM180 236H179V237H180ZM198 236L200 237L201 235H198ZM198 236H196V237H198ZM214 236H216V234H215ZM219 236H220V235H219ZM7 237H8V236H7ZM11 237H8V238H11ZM70 237H71V235H70ZM70 237H69V238H70ZM88 237H89V236H87V238H88ZM90 237H91V236H90ZM92 237L94 238V236H92ZM101 237H103V236H101ZM104 237H105V235H104ZM104 237H103V239H104ZM106 237H107V236H106ZM158 237H159V236H158ZM171 237H172V236H171ZM179 237H178V238H179ZM196 237H194V238L196 239ZM201 237H203V236H201ZM201 237H200L201 240H199V239L197 238V241H196V240L194 239L196 242L191 238V239L194 241L192 245H195L194 243H197V242L199 243V241L202 242V238H201ZM216 237H217V236H216ZM216 237H215V238H216ZM234 237H235V235H234ZM234 237H233V238H234ZM240 237H241V236H240ZM2 238H3V237H2ZM44 238H45V237H44ZM67 238H68V237H67ZM71 238L73 239V237H71ZM78 238H79V236H77V240H78ZM116 238H117V236H116ZM141 238H142V237H141ZM155 238H156V236H155ZM169 238H170V237H169ZM175 238L177 239V236H176ZM203 238H204V237H203ZM207 238H208V239H207ZM213 238H214V237H213ZM219 238H220V237H219ZM221 238L223 239V236H222ZM221 238L218 239V240H221ZM224 238H225V237H224ZM233 238L231 237V240H233ZM238 238H239V237H238ZM5 239H7V238L5 237L3 240L5 241ZM39 239H40V238H39ZM42 239H43V236H42ZM64 239H66V238L64 237ZM89 239H90V238H89ZM96 239H97V238H96ZM98 239H100V236H99ZM107 239H108V237H107ZM109 239H110V238H109ZM136 239H137V236H136ZM226 239H227V238H226ZM229 239H230V238H228L227 240L229 241ZM239 239H240V238H239ZM14 240H13V241H14ZM61 240H63V239H61ZM74 240H75V239H74ZM147 240H148V239H147ZM160 240H161V239H160ZM166 240H167V239H166ZM166 240H165V241H166ZM177 240L179 241L180 239H177ZM183 240H186V239H183ZM198 240H199V241H198ZM218 240H217V238H216V241H217V242H218ZM227 240H224V241H227ZM236 240H238V239H236ZM48 241H50V238H49ZM70 241H73V240H70ZM75 241H76V240H75ZM88 241H89V240H88ZM88 241H85L84 243H87ZM99 241H100V240H99ZM142 241H143V239H142ZM151 241H152V240H151ZM162 241H163V240H162ZM171 241H172V239L170 238V243H171ZM211 241H213V240L211 239ZM211 241H209L210 244H211ZM214 241H215V240H214ZM214 241H213V244H215ZM228 241H227V242H228ZM240 241H241V240H240ZM1 242H2V240L0 239V243H1ZM9 242H10V241H9ZM42 242H43V240H42ZM46 242H47V241H46ZM56 242H57V241H56ZM62 242H63V241H62ZM64 242H65V241H64ZM82 242H83V241H82ZM93 242H95V241H94V240L92 241V245L94 244ZM100 242H101V241H100ZM105 242H106V241H105ZM114 242H115V240H114ZM118 242H119V240H118ZM118 242H117V243H118ZM154 242H155V241H154ZM160 242H161V241H160ZM174 242H176V241H174ZM182 242H183V241H182ZM187 242H188V241L185 242V245L187 244ZM190 242L192 243V241L189 240L188 243H190ZM227 242H226V243H227ZM10 243H11V242H10ZM14 243H15V245H16V242H14ZM70 243H71V242H70ZM70 243H69V244H70ZM74 243H75V242H74ZM84 243H83V244H84ZM106 243H107V242H106ZM106 243H105V244H106ZM135 243H136V242H135ZM140 243L142 244V242H140ZM161 243L163 244V242H161ZM167 243H168V241H167ZM167 243H166V244H167ZM170 243H169V244H170ZM180 243H181V241H180ZM191 243H190L189 247H191ZM202 243H203V242H202ZM205 243H207V242H205ZM219 243L221 244L220 241H219ZM231 243H232V245H234V243H233L232 241H231ZM231 243L228 242V244H231ZM4 244H5V243H4ZM6 244H7V242H6ZM12 244H13V243H12ZM39 244H41V242H40ZM57 244H58V243H56V245H57ZM60 244H61V243H60ZM62 244H63V243H62ZM95 244H97V242H96ZM101 244H102V243H101ZM105 244H104V245H105ZM109 244L112 245L111 243H109ZM133 244H134V243H133ZM150 244H151V243H150ZM155 244H158V243H155ZM164 244H165V242H164ZM164 244H163V245H164ZM210 244H209V245H210ZM51 245H52V244H51ZM51 245H50V247H51ZM66 245H67V243H66ZM70 245H71V244H70ZM77 245H78V242H77ZM88 245L90 246V243L87 244V246H88ZM110 245H109V246H110ZM160 245H161V244H159V248H161ZM163 245H162V246H163ZM185 245H184V246H185ZM211 245H212V244H211ZM216 245H218V243H217ZM221 245H223V244H221ZM232 245H230V246L232 247ZM241 245H242V244H241ZM0 246H1V245H0ZM3 246H4V245H3ZM7 246H10V247H11L12 245L8 244ZM40 246H41V245H40ZM40 246H38L39 249L41 248ZM45 246H46V244H45ZM57 246H58V245H57ZM64 246H65V245H64ZM128 246H129V245H128ZM172 246H173V245H172ZM180 246H181V245H180ZM187 246H188V244H187ZM213 246H215V245H213ZM213 246L211 247V248L213 249L212 251H217V249L215 248V249H216V250H215ZM223 246H224V245H223ZM225 246H227V244H226ZM5 247H6V246H5ZM19 247H18V248H19ZM35 247H36V246H35ZM62 247H63V246H62ZM65 247H68V246H65ZM65 247H63V250H64ZM69 247H70V246H69ZM71 247H72V246H71ZM78 247H80V246H78ZM83 247H84V246H83ZM83 247H82V249L87 251V249H85V247H84V248H83ZM90 247H91V246H90ZM93 247H95V246L93 245ZM97 247H98V246H97ZM134 247H137V245H135ZM139 247H140V246H139ZM143 247H144V246H143ZM152 247H153V246H152ZM152 247H151V248H152ZM156 247H157V246H156ZM165 247L168 248L167 245H166ZM175 247H176V246H175ZM175 247H174V249H176ZM193 247H195V250H196L198 247L200 248V246L196 247V245H195V246H192V248H193ZM201 247H202V246H201ZM206 247H207V246L205 245V248H206ZM218 247H219V246H218ZM0 248L2 249V247H0ZM6 248H7V247H6ZM12 248H14V247H12ZM12 248H11V249H12ZM44 248H46V247H44ZM55 248H56V247H55ZM57 248H58V247H57ZM60 248H61V247H60ZM100 248H103V247H100ZM104 248H106V247H104ZM149 248H150V247H149ZM149 248H148V249H149ZM177 248H178V246H177ZM187 248H188V247H186V248H184V247L182 248V247H181L180 249H181V250H186ZM192 248H191V249H192ZM202 248H204V245H203ZM15 249H17V248H15ZM58 249H59V248H58ZM61 249H62V248H61ZM67 249H68V248H67ZM92 249H93V248H92ZM122 249H124V248H122ZM133 249H136V248H133ZM162 249H163V248H162ZM164 249H166V248H164ZM164 249H163V250H164ZM172 249H173V248H172ZM191 249H190V252H191ZM209 249H210V246L207 248V250H209ZM220 249H221V248H220ZM220 249H219V250H220ZM222 249H223V247H222ZM225 249H226V248H225ZM236 249L239 250V248H236ZM242 249H243V248H242ZM242 249H241V250H242ZM8 250L10 251L9 248H8ZM33 250L35 251V249H33ZM48 250H49V249H48ZM76 250H77V249H76ZM96 250H97V249H96ZM159 250H160V249H159ZM163 250H161V251L163 252ZM241 250H240V251H241ZM2 251H4L5 253H7V251H5V250H2ZM2 251H0V253H1V254H4ZM11 251H12V250H11ZM11 251H10V253H11ZM14 251H15V250H14ZM30 251H31V250H30ZM30 251H29V252H30ZM39 251L41 252V250H39ZM65 251H67V250H64V252H65ZM86 251H85V253L87 254ZM98 251H99V250H98ZM123 251H124V250H123ZM132 251H134V250H132ZM148 251H149V250H148ZM155 251H156V250H155ZM155 251H154V252H155ZM187 251H189V248H188ZM198 251H200L199 253L201 254V252H202L201 249H199ZM203 251H204V249H203ZM223 251H225V250L223 249ZM227 251H228V250L226 249V252H224V253L227 254L228 252H230L229 256L232 257V256H231V255H232L231 253H233L234 251H233V250H232L233 252H232V251H228V252H227ZM240 251H238V252L240 253ZM15 252L17 253V251H15ZM35 252H36V251H35ZM45 252H46V251H45ZM78 252H82L81 248L79 249ZM124 252H125V251H124ZM135 252H136V251H135ZM162 252H161V254H163ZM174 252H175V251H174ZM176 252H177L176 254L181 253V252H178V250H177ZM192 252H193V251H192ZM194 252H195V251H194ZM194 252H193V253H194ZM235 252H236V251H235ZM241 252H242V251H241ZM32 253H33V252H32ZM37 253H38V252H37ZM37 253L34 254V255H38ZM55 253L58 254V253H60V252H57V251H56ZM61 253H62V251H61ZM65 253H66V252H65ZM65 253H64V254H65ZM68 253H72V252L69 251ZM91 253H92V252H91ZM111 253H113V252H111ZM125 253H126V252H125ZM141 253H142V251H141ZM185 253H186V251H185ZM185 253H184V254H185ZM187 253H189V252H187ZM196 253H197V251H196L194 254H196ZM199 253H197V254L200 255ZM209 253H210L211 255H214V253H212V252H210V251H209ZM50 254H53V253L50 252ZM57 254H56V255H57ZM72 254H73V253H72ZM77 254H78V253H77ZM92 254H94V253H92ZM102 254H103V253H102ZM132 254H133V253H132ZM147 254H148V253H147ZM181 254H182V253H181ZM220 254H222V253H220ZM226 254H224L223 257H225ZM5 255H6V254H5ZM29 255H30V254H29ZM47 255H49V254H47ZM54 255H55V254H54ZM59 255H60V254H58V256H59ZM75 255H76V254H75ZM143 255L145 256V254H143ZM152 255H153V254H152ZM165 255H168V254H165ZM165 255L163 256V258L166 259V260L168 259V257L171 258L170 255H169L168 257H166ZM187 255H188V257L190 256V254H187ZM187 255H185V256H187ZM211 255H210V256H211ZM216 255H217V254H216ZM235 255H236V254L234 253V256H235ZM7 256H8V253H7ZM7 256H6V257H7ZM22 256H21L19 259L17 258V262H16V264H24V259H23ZM38 256H39V255H38ZM63 256H64V255H63ZM63 256H62V257H63ZM66 256H67V254H66ZM66 256H65V258H67ZM84 256H85V255H84ZM131 256H132V255H131ZM147 256H148V255H147ZM175 256L177 257V255H174V257H175ZM217 256H218V255H217ZM229 256H226V257H229ZM236 256H237V255H236ZM1 257H2V256H1ZM1 257H0V258H1ZM29 257H31V256H29ZM39 257H40V256H39ZM60 257H61V256H60ZM77 257H78V256H77ZM89 257H90V254H89ZM123 257H125V255H124ZM154 257H155V256H154ZM165 257H166V258H165ZM182 257H183V256H182ZM188 257H187V258H188ZM194 257L196 258L197 256L195 255ZM194 257H193V258H194ZM198 257H199V256H198ZM221 257H222V256H221ZM221 257H220V258H221ZM32 258H33V257H31V259H32ZM45 258H46V256H45ZM53 258H55V257L53 256ZM71 258H72V257H71ZM101 258H102V256H101ZM157 258H158V257H157ZM160 258H161V257H160ZM179 258H180V257H179ZM179 258H178V259H179ZM187 258L184 257L183 260H181V263H182V261H184V259H186V263H185V264H187V261H188ZM195 258H194V259H195ZM199 258H200V257H199ZM215 258H216V256H215ZM217 258H219V257H217ZM217 258H216V259H217ZM3 259H5V256H4V258H2V259H0V260L2 261ZM36 259L39 260V258H38L37 256H36ZM48 259H49V257H48ZM79 259H80V258H79ZM79 259H74V260H75V262H76V260H79ZM94 259H96V258H94ZM112 259H113V258H112ZM201 259H202V258H201ZM216 259H215V260H216ZM222 259H224V258H222ZM8 260H9V259H8ZM10 260H11V259H10ZM10 260H9V261H10ZM27 260H29V259L27 258ZM44 260H45V259H44ZM55 260H56V259H55ZM59 260L61 261V259H59ZM67 260H69V259L67 258ZM67 260H66V261H67ZM105 260H106V259H105ZM113 260H114V259H113ZM125 260H126L127 262L129 261V260H127V259H125ZM130 260H131V259H130ZM133 260H136V259H133ZM139 260H140V259H139ZM149 260H150V259H149ZM157 260L160 261V259H157ZM166 260H164V261H166ZM174 260H175V258H174ZM174 260H173V262H171V264L174 263ZM176 260H177V259H176ZM213 260H214V259H213ZM215 260H214V261H215ZM217 260H218V259H217ZM224 260H226V259H224ZM224 260H221V261H223L222 263H224ZM11 261H12V263H13V260H11ZM11 261H10V263H11ZM33 261H36V260L33 258ZM50 261H51V260H50ZM88 261H89V260H88ZM91 261H92V260H91ZM96 261H97V259H96ZM115 261H116V260H115ZM123 261H124V260H123ZM171 261H172V258H171ZM178 261H179V260H178ZM194 261H196V259H195ZM197 261H200V260L197 259ZM214 261H212V262L210 261L211 264L214 263ZM219 261H220V260H219ZM226 261L230 262V264L232 263V261H229V260H226ZM235 261H236V259H235ZM29 262H30V261H27V263H29ZM51 262H54V261H51ZM51 262H50V263H51ZM127 262H125V263H127ZM176 262H177V261H176ZM176 262H175V264H176ZM188 262H189V261H188ZM237 262H238V261H237ZM34 263L37 264L36 262H34ZM65 263H66V262H65ZM68 263H70V262H68ZM88 263H89V262H88ZM90 263H92V262H90ZM98 263H100V261H99ZM128 263H129V262H128ZM132 263H133V262H132ZM135 263L137 264V262H135ZM140 263H142L141 260H140ZM151 263H154V261L151 262ZM155 263H156V262H155ZM158 263H159V262H158ZM158 263H156V264H158ZM165 263H166V262H165ZM179 263H180V261H179L177 264H179ZM181 263H180V264H181ZM201 263H202V261H201ZM208 263H209V262H208ZM225 263H226V262H225ZM13 264H14V263H13ZM29 264H30V263H29ZM45 264H46V263H45ZM71 264H72V263H71ZM77 264H79V262H78ZM81 264H82V263H81ZM146 264H147V263H146ZM159 264H161V263H159ZM166 264H168V263H166ZM183 264H184V263H183ZM188 264H189V263H188ZM209 264H210V263H209ZM226 264H229V263H226ZM234 264H235V263H234ZM237 264H239V263H237Z\"/></svg>",
	"mask_w": 264,
	"mask_h": 264
}]
</instances>
